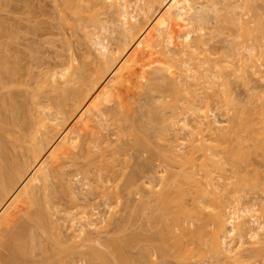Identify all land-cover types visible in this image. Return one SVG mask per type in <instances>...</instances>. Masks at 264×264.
I'll return each mask as SVG.
<instances>
[{
  "label": "rangeland",
  "instance_id": "obj_1",
  "mask_svg": "<svg viewBox=\"0 0 264 264\" xmlns=\"http://www.w3.org/2000/svg\"><path fill=\"white\" fill-rule=\"evenodd\" d=\"M56 0H0V64H1V66H0V129H2V131L0 132V140H1V142L3 143L4 142V148H6L7 149V152L11 155V156H14V158L13 159H15V158H18V160L17 159H15L19 164H21V165H23V164H25V166H28L27 168H29V171H31L32 172V174H33V177L35 176V179L33 178H31V174H30V177H29V175H28V177L30 178V180H29V182H30V185H31V182H33L34 181V184H35V187L36 188H34L35 190H38L39 188H40V191L38 190V192H40L41 194H42V185L44 184V186H45V184H46V182L47 181H49V182H47V191L45 192V190L43 191V194L41 195V194H39V197L41 196V198H39L40 199V201L41 200H44L43 198L45 197V196H48L49 198H50V202H52V200H53V203H50V205H51V207H52V204L54 205V207H52L51 208V210L53 209H55V210H57V211H60V210H62V211H64V212H62V211H60L61 213H59V212H57V211H52L53 212V214L51 215V218L53 219V216H54V214L56 215L55 217H54V219L55 220H53V221H55L54 223L57 225V226H60L61 228H60V230H62V232L65 230L64 228H66V227H62L63 225L62 224H65V225H67V226H69V222L71 221L70 219L73 217V218H77L76 220H79L78 218H80L81 216H83L84 214L83 213H85V212H87V214H88V216H90L91 217V215L93 216V217H91V218H93L94 219V221L95 222H106L107 221V218L109 219V218H111L110 217V215L111 216H113V218L111 219L112 221V223H111V225L109 226V227H107L108 228V230H107V228L105 227V230L103 231V229L101 230L100 229V231H101V234L99 235V236H101L100 238H101V240H102V245L101 244H99V243H94V240H93V243H88V241L87 240H89V241H91L92 242V239H95L96 238V236H98V233H96V234H94V232H87L86 231V233H84L83 234V236L81 235L80 237H78L79 236V234H78V232L79 231H77L78 230V228H80V227H78L80 224H84L85 222H82L81 220L83 219V218H81L80 219V222H78L77 221V223L76 224H74L75 226H69L67 229H69V233H68V230L66 231L65 230V232H66V234L68 233L70 236H68L67 238L69 239V238H74V239H72V240H75V242H76V245L75 244H73L72 246L75 248V250H74V252L72 251V252H70L71 253V255H72V260L74 261V262H70V263H68V264H74V263H76V264H90L89 262H88V258H87V256H86V254H88V252H89V248L90 247H97V249L98 250H101V252H103V254H104V256L105 257H108L107 259H109V260H111V262L113 263V260H112V258L113 257H111L112 255H111V253H109V249H108V251H107V248H109V246H110V244L112 243V241L113 240H115V242H117V243H119V245L121 244L122 246H120L121 248H123L122 250H124V252L127 254V256L129 255L130 257H129V259H131L133 262V264L135 263V264H179V262H180V260H177V257H178V255H177V251H178V247L176 246L177 244H176V242L177 241H179V240H181L180 238H183L184 239V237H180V236H183L184 235V233L186 234H188V235H190V232H191V230L193 231V230H195L194 228H196V226H201L200 224H203L204 222H206V219H208L209 218V211L211 210L210 209V207H209V209L208 210H205V209H207L208 207H206V206H208L209 204H211V206H213L214 205V203H213V201L215 202L216 200V202L215 203H217V202H219L220 203V200H221V202L222 203H220V204H222V206H224V203H226L225 205H227L228 203V205H227V207L228 208H225V212H226V214L228 215V214H233V213H237V212H239L240 210H238L239 208L241 209L243 206H245L244 204H246V206H249V207H251L252 206V204L253 203H259V204H257L258 206H260L259 208H262V210H263V212H264V193H263V191H262V189H264V184H262V183H264V181H261V179H263L264 178V149H262L263 147H264V144H262V143H264V138H261V140H262V142H261V145L260 146H263L262 148L260 147V149H258V150H256V151H254L253 149H251V152L249 151L250 150V148L247 146V145H252V143L250 144L249 143V141H247L246 140V136H245V133L247 132V127H248V124L247 123H245V124H247L246 126L245 125H241V124H239V123H243V122H246L247 120L245 119V121H244V118H246V116L248 115L249 116V112L251 111V113H250V115L253 113L252 111H253V109L255 108V106H257L258 108H259V106L260 105H264V77H258L257 75L258 74H256V75H254V78L252 77V76H250V74H246L247 72H239V74H237L238 73V71H240V70H242V69H244L245 67L243 66V65H241L240 64V66H239V61H240V63H244L245 62V59H242V61L241 60H239V59H241V55L242 54H247V53H245L244 52V50L246 49V44H248L247 46H249V45H256V47H255V45L253 46L254 48V51H256V52H253L255 55V58L258 56V55H256V53L257 54H260L259 55V57L261 56H263L264 57V55H262V47H261V52L260 51H257L258 50V47H259V44H261V45H264V38L262 39L261 38V36L262 37H264V20H263V23H257V21H258V18L259 17H263L264 18V16H260V14L261 15H263L264 14V0H251V2H249V3H245L242 7L244 8V9H242V7H240L241 8V11H244V10H246V11H244L245 13H248V15H247V17H244V18H246L244 21H243V16L240 18L241 20H239V21H237V22H234L235 23V25H236V23L237 24H239L238 22H240L241 23V25L242 24H244L243 22H245V24L246 25H237L236 27L234 26L233 27V24H231V23H233V22H231V23H229L230 21H228L229 20V16H231L230 17V19H232L233 18V16L231 15V13H228L229 11L230 12H232V11H234V10H232V9H230V8H228V6H226L225 7V5L226 4H223V3H219V4H223L224 6L222 7V6H220L221 8H219V6H217V11H214V12H209L208 14V16L210 17L209 19H208V21H209V26L208 25H206V27L207 28H216V29H210L211 31L210 32H214V30H215V32L214 33H210V32H208V29L206 28V30L205 31H207V33H204L205 34V36H207L206 34H211V38L210 39H207V41L208 40H211L212 42H210V41H208V42H210V43H205V46L207 45L208 47H205L204 46V49L206 50H208V51H210L211 53H214L215 55L214 56H216V57H218V56H220L221 55V57H220V59H218V60H224V61H226V59H225V57L228 59V60H233L234 59V61H233V63H234V65L233 64H231V66L232 67H235V68H229L228 67V65H227V63L225 64V65H227L226 67V69L224 70V74H225V71H226V74L227 75H224L225 76V78H227L226 80L228 81V79H229V83H227V81H226V83H227V85H228V88H226L227 87V85L225 86V89L223 90V91H225L227 94H225V96L227 97H224L223 96V99L222 100H220L221 102H219V99L218 100H216L217 98L215 97V95H214V92H217L218 90H220L221 91V88L219 89V88H217L216 86H215V89L211 92L210 90V88L209 87H207V86H205L202 90H201V88L202 87H199V89L200 90H197L198 89V87L196 88V93H202L203 92V90L204 91H206V92H208L207 94H213V96L216 98L215 100L216 101H218V102H213V101H215V100H211V105H213V107H210V108H212L211 110H213V112L214 113H209L208 115H209V118L211 119V117H214L215 115H216V117H217V119H218V121L220 122V126H221V129H222V127L224 128V129H222V130H220V131H215V133L213 134V132L212 133H205L204 131L205 130H203V131H200V129H199V127H195V125L192 123V126H189V129H191V131H193L194 132V135L193 136H190L191 135V133H189L188 131H181L180 132V138L183 140V141H179V143L181 142V144H182V142L184 143L183 145H182V149L181 150H183V151H178V153H179V164L178 165H174V164H172V160H173V158H174V155H173V157H172V159L170 160L169 159V157H170V155H168V157H167V155H165L166 153H167V151H166V149L168 148L167 147V143H166V141H165V143H166V145L164 144V141H163V137H166V138H168L167 139V141L168 140H170L169 138L170 137H172L173 138V132H171V131H173V129H171V127H170V120H168V117H167V115L168 116H170L171 117V115H173V114H176V113H178V112H183L185 109H188V110H185L186 111V113H185V111L183 112L184 114H191L192 113V111L190 112L189 110V107L188 106H190L191 104H189L188 102V104L186 103V101H189L190 100V98H188V96L187 95H185L186 94V91L187 92H189V89H191V87L190 86H182V87H180L181 89L179 90L178 89V91H176L175 89V87L173 86L172 87V85H170L171 86V88L169 89L168 87H166V86H162V88L164 89L165 87V89L164 90H166L167 88V90H168V92H169V90L170 91H174L171 95H173L172 97H173V99L175 98V96H176V94L177 95H179V96H182L183 98H185V97H187L188 99L186 100V98L184 99L185 100V102H184V100H183V102L185 103V104H187V105H185L184 103V105L186 106V107H188V108H186L185 106V108L184 107H180V105L181 106H183L181 103V100L183 99L182 97H179L178 99H180L179 100V102H177L178 100H177V97L174 99L175 100V102H176V104H177V106L179 107V108H177V106H176V104L175 103H171L170 102V104H167L168 102H169V100L168 99H170L169 97H171V95H169L171 92H169L168 93V99L166 98V96H165V99H167L168 100V102L166 103L165 101H164V96H163V94H164V92H162L161 90V92L163 93H161L160 94V91L158 90L157 92H152V93H154V95L156 96V98L157 99H155V97H154V103H158V99L160 98V96L162 97L163 96V100L162 99H160L159 100V103L158 104H160L161 102H163L164 101V103H166V105H170V106H167V107H165V106H163V107H165V108H163V107H158V106H156L155 107V105H158V104H152L155 108H153V107H150V109L149 110H151L152 108V111L153 110H156L157 108L159 109V108H162L160 111H162V110H164L165 109V111H163V113H165V115H163V113H159V115L161 116V117H159V118H161V120H163V119H165V120H163V121H165V124H164V122L163 121H160V119L159 120H157V121H159V122H163V124L161 123V125H165L164 126V128L163 129H165V127L167 126V129L169 130H171V131H169V132H171L170 134H169V132L167 131V130H165V131H167L166 133H163V139L161 138L160 139V137L162 136V135H160L159 136V134L157 135L156 133H158L156 130H154V131H156V133L155 132H153V130H152V128L154 129H156V125H158V124H156L155 122H154V118H152L153 119V121H152V123L154 122L156 125L154 126L150 121H149V119L151 118L150 116H153V115H156L157 116V114H158V112H157V114H156V112L155 111H153V112H155V114L153 113V115H152V113H151V115L149 116L150 118H148V123L147 124H151V126H149V125H146L147 127H151V129H146L147 131H145L144 129H145V125H144V129H143V126L141 127L140 126V124H141V117L142 118H144L140 113H142L143 111H144V109L146 110V111H148L149 112V110L147 109V107L146 108H144L143 109V111L142 112H139L138 111V109H137V106H136V104H134V103H136L137 101H139L138 99H135V100H133L134 98H139L140 97V94L138 95V90L139 89H135L134 88V86L132 87L131 86V89L132 88H134V89H132V91L133 90H137L136 92H137V94H134V92H132L131 93V95H134V97L132 98V99H130V101H129V99L128 98H130V96L131 95H129L130 94V89H129V94H126L127 92H124L123 91V93H125L124 95L126 96H124V103H126V105L125 106H127L128 105V103L129 104H131V106L130 105H128V107L130 106V108H132V110H130V111H134V110H137L139 113H137L136 114V112L134 111L133 113H132V115L135 113L137 116H134V118L135 117H137V118H135V119H137L136 120V125H138V127L140 126L143 130H142V133H141V128L139 127V131L137 130V129H135L136 131H134V128H137V126L135 125V119L133 118V117H131L130 118V121L132 122V120H133V122L132 123H134V124H132L130 121H125V124L124 123H122V124H124V126L121 128V129H116L118 126L119 127H121L119 124H118V126H117V124L115 125V120H117L116 118H115V112H114V115H113V117H109V120L107 121V117L108 116H111L112 115V112L115 110V106H114V103H113V100L111 99L113 96H111L113 93L111 92L112 90H110L111 88H109V91L108 92H110V93H112V94H110V95H108V93H106L107 92V88H106V86L107 85H105V83H103L102 84V86H104L105 88H103V89H98L101 93V100H98L100 103H98L97 101V103L98 104H102V102H103V100L104 99H108L109 100V104H108V106L106 107V114H107V117L106 116H104V121L102 122V124H101V127L99 126L100 125V123L101 122H99V121H97L98 119L97 118H95L96 116L98 117H100V114L98 113V111H97V113L98 114H94V115H96L95 117L93 116V114H92V112H91V115H90V112L88 113L89 115L87 116V117H89V116H92V118H93V120H95V121H97V122H99V124H97L98 126H97V129L95 128V126L93 127V126H91L92 128H90L91 130L90 131H92L91 132V134L93 133V129L94 130H97V131H94V133L95 132H97V134L96 135H98V129H100L99 131H100V133L101 134H99L100 135V137H99V141H96V144H93V145H98V144H100V141H101V148H103V150L107 153V154H105V155H103L104 156V159L103 158H101L100 156V158L101 159H103V161L104 162H101L100 164L99 163H97V157H98V154L100 153V150H98V148H95L96 146H94V147H91L92 145H90L91 144V142H90V144H89V142L88 143H86L87 141H89L91 138H89L90 136L88 135V133H90L89 131H87V132H83V131H80L81 133L83 132V133H87V134H85V135H88L87 137L84 135V137L83 136H80L81 134H80V132H79V129H82L83 128V130H85L87 127H83V126H81V128H75L74 127V125L77 127L78 126V121L74 124V125H72V127H74V128H71V127H69V129L67 130L66 128H68L67 126H66V128L63 126V122H61V121H66V119L69 117V115H71L70 117H72V112H74V111H72L70 114H68L69 112H70V110L72 109L73 110V108H78L77 107V105H79V104H77L76 106H74L76 103H78V102H76V103H74L73 104V108H69L71 105H70V102H71V100L67 103V101L70 99H68V100H65L66 101V103H67V106L68 105H70V106H68V109H67V106H66V103H63V104H61L62 106H64L63 108H64V111H62V112H64V113H62L61 115L57 112V111H60V110H63V108H62V106L61 105H59L58 103L55 105V104H51V106H60L59 108H60V110H55V108L53 107V109L54 110H52L51 108V110L50 109H47V107L45 106L44 107V105H47V104H49V103H51V102H53L54 100H56L55 99V95H58L57 93L55 94V92H53V91H55V89L53 90V88H49V87H51V86H49L50 85V83H49V81H48V84H47V77L45 78V75L49 72H52V71H55V69L57 70V71H60V70H62L63 68H65V67H67L68 66V62L70 61V57H71V55H73V57L75 56V58H73V57H71V59L73 58V59H75L76 61L74 62V65L76 66V64H79L80 65V63L81 62H83V63H85V67H86V64H89L88 62H87V60H90V58L89 59H87L86 60V57H92L94 54H96L97 55V53H94V52H96L95 51V46L93 45V39L95 38V36H96V38H97V36H99V38H100V35L104 32V33H106L105 31H103L102 30V26L105 24L106 25V22L105 21H110V19L112 20V18L114 17V15L112 14V13H114V12H112L113 10H109L108 9V12L106 13V12H103V10H102V12L100 11L99 12V10H98V12H99V14H97V12L95 13V14H97V16H94L93 18L94 19H92L91 17H89L90 15H95L94 14V12H93V14H90V13H87L89 16H87V18L89 17V18H91V19H87V20H85V19H82V20H79V18L77 17V16H75V15H72V14H70L69 12H65V13H61V12H59V9H60V11H61V8H60V6L62 5L61 4V1L59 0L57 3L59 4V2H60V6L58 7V5H57V3L55 2ZM127 1V5H128V11L129 12H131L132 11V9L136 6V4H137V0H126ZM145 1V3H147L149 6H151V12H150V15L152 16V19H151V21L149 22V25L151 26V29H155V28H157V27H159L160 25H163L165 22H164V20H165V18H164V15H163V13H162V11H160L159 12V14L157 15V12H158V9H159V0H144ZM171 3H178V2H183V4H185V5H187L189 8H191V10L193 9H196L197 7H199V6H201V4H204V5H206V4H210V5H212V1L211 0H169ZM215 1H217V2H220V1H218V0H214V2ZM235 1V0H234ZM237 1V0H236ZM54 2H55V4H54ZM222 2V1H221ZM231 2H233V1H231ZM242 3H244V2H239V4L238 5H240V4H242ZM248 4V5H247ZM218 5V4H217ZM236 5V4H235ZM250 5H251V7L252 8H250ZM56 6L59 8H56ZM247 6V7H246ZM62 7V6H61ZM225 8V9H224ZM248 8H250V9H248ZM219 9V10H218ZM229 9V11L226 13V11ZM252 9V10H251ZM221 10H223V12L221 11ZM225 10V11H224ZM62 11H63V7H62ZM91 11V13H92V9L90 10ZM94 11V10H93ZM110 11V12H109ZM219 11V13H217ZM236 11H237V9H236ZM236 11H234V12H236ZM249 11H250V13H249ZM89 12V11H88ZM217 14H219L218 15V17L216 16V18H215V14L216 13ZM221 12V13H220ZM226 14H225V13ZM234 12H232V14L234 15ZM237 12H240V9L238 8V11ZM254 12L257 14V13H259V16H258V14L256 15V14H254ZM214 13V14H213ZM241 14H243V12H240ZM240 13H235V14H240ZM244 13V14H245ZM63 14V15H62ZM64 15H65V17H64ZM214 15V16H213ZM223 15V16H222ZM226 15V16H225ZM228 15V16H227ZM246 15V14H245ZM244 15V16H245ZM207 16V17H208ZM219 16H222L223 17V19H221L222 17H219ZM224 16H225V19H224ZM251 16V17H250ZM256 16H258L257 18H256ZM69 17V18H68ZM112 17V18H111ZM212 17V18H211ZM253 17L255 18V19H253ZM117 17H115L114 19H116ZM220 19V21H221V23H220V21H219V24H217L218 22V19ZM228 18V19H227ZM235 18H237L238 19V17L236 16L235 17V15H234V19L232 20V21H234L235 20ZM262 18V19H263ZM78 19V22L79 23H77L76 22V20ZM249 19V20H248ZM216 20V21H215ZM223 20V21H222ZM226 20V21H225ZM255 20V21H254ZM74 21V22H73ZM99 21V22H98ZM248 21V22H247ZM100 22H101V24H100ZM216 22V23H215ZM251 22V23H250ZM104 23V24H103ZM227 23H229V24H227ZM252 23L254 24V26L252 25ZM77 24H79L80 26H78ZM103 24V25H102ZM217 24V25H216ZM248 24H250V25H248ZM256 24V25H255ZM81 25H82V27H81ZM100 25H102L101 26V29H100ZM218 25H220L221 27L223 26V28H221V30L223 29V31H224V33L222 32V31H218V30H220V28L219 29H217V27H218ZM231 25V26H230ZM216 26V27H215ZM239 26V27H238ZM246 26H248V27H253V28H251L250 30L253 32V35L251 34V36H250V34L248 33V32H246L247 31V29H249V28H247ZM256 26H257V29H255V30H257V31H255V30H253L254 29V27L256 28ZM260 28H259V27ZM104 27V26H103ZM235 28V29H232V28ZM241 28L240 29V32H239V35H236V33L237 32H235V30H236V28ZM243 27H246V31H243L244 30V28ZM243 28V29H242ZM258 28H259V31H258ZM263 29V31H261L262 29ZM82 29V30H81ZM100 29V30H99ZM225 29V30H224ZM103 32H102V31ZM232 30H234L233 32H231ZM83 31V32H82ZM92 33V34H90L89 35V33L90 32ZM99 31H101V34L99 33ZM204 31V32H205ZM216 31H218L217 33H216ZM227 31V32H226ZM237 31V30H236ZM254 31H255V33H254ZM94 32V33H93ZM223 33V36H222V33ZM226 32V33H225ZM96 33H99V35H97ZM103 33V34H104ZM219 33V34H218ZM229 35H228V34ZM231 33H233L234 34V37H235V35H236V37L237 36H240V35H242V36H240L239 38H241V39H236V41H235V39L234 38H228V37H230L231 36ZM241 33V34H240ZM246 35H245V34ZM257 33H260V34H257ZM263 33V34H262ZM93 34H96L95 36L93 35ZM208 34V35H209ZM217 34V35H216ZM226 34V35H225ZM258 36H257V35ZM84 35H86V36H84ZM108 33H106V35L104 36V37H107L108 38ZM214 35H215V37H214ZM255 35V36H254ZM91 36H94V38H91ZM226 36V37H225ZM247 36H249V37H251L249 40L248 39H246L245 37H247ZM255 38L256 36H257V40H256V42H254L253 43V40H252V38L253 37ZM89 37V38H88ZM109 37H110V39H107V38H105L107 41L109 40V45H110V48L112 49V48H118V46H120V44H121V46H122V48L124 47V41H123V39H121V38H118V37H120V36H118V34H113L112 36H110L109 35ZM210 37V36H209ZM209 37H207V38H209ZM214 37V38H213ZM232 37V36H231ZM244 38L246 39V40H248V41H244ZM89 39V40H88ZM102 39H104L103 37H102ZM104 39V40H105ZM120 39L123 41V42H120ZM203 39H204V37H203ZM230 39V40H229ZM231 39L234 41V42H232L231 41ZM258 39H260L259 41L260 42H258ZM261 39H262V41H263V43H261ZM88 40V41H87ZM92 40V41H91ZM205 40V42H206V39H204ZM237 40H239V41H237ZM242 40V41H241ZM107 41H105V42H107ZM241 41V42H240ZM255 41V40H254ZM90 42V43H89ZM231 42L234 44L235 42H238V43H235V44H238V47H237V45H236V48L234 47L235 45H232L231 44ZM251 43V44H249V43ZM120 43V44H119ZM259 43V44H258ZM210 45V46H209ZM233 47H232V46ZM241 47H240V46ZM244 46V47H243ZM260 47H259V49H260ZM229 48H231V49H229ZM241 49V50H238L239 52H241V53H239L236 49ZM257 48V49H256ZM94 49V50H93ZM214 51H212V50ZM86 50V51H85ZM232 50V51H234L239 57H237L236 55H234V53L231 51V53H230V51ZM263 50H264V46H263ZM87 52H88V54H89V52H90V54H91V52H92V54L91 55H89V56H87ZM217 52V53H216ZM258 52H260V53H258ZM227 53V56L225 55ZM231 54L230 56H231V58H230V56H228V54ZM86 55V56H84V55ZM240 54V55H239ZM263 54H264V52H263ZM218 55V56H217ZM70 56V57H69ZM213 56V57H214ZM237 57V58H234V57ZM95 56H93V58H94ZM261 57L260 58H256V60H255V58H254V60H255V62H257V60L259 61V60H261V61H259V62H257L256 64H257V66L259 67V68H261V70L260 71H262V73L264 74V66H263V63H264V61L262 62V60H264L263 59V57H262V59H261ZM67 58V59H66ZM77 58V59H76ZM83 58V59H82ZM215 58V57H214ZM222 58V59H221ZM216 59V58H215ZM66 60H67V62H66ZM84 60V61H83ZM85 60H86V62H85ZM199 60V59H198ZM222 60V61H223ZM231 60V61H232ZM239 60V61H238ZM79 61V62H78ZM221 61V62H222ZM244 61V62H243ZM62 62V63H61ZM78 62V63H77ZM96 62H98V61H96ZM195 62L197 63V60H195ZM195 62H191L192 63V65L191 66H194V64H196ZM199 62V61H198ZM262 62V63H261ZM66 63V64H65ZM99 63V62H98ZM194 63V64H193ZM215 63H217V62H215ZM235 63H237L236 64V66H235ZM82 64V63H81ZM91 64H93V65H91L92 67L94 66L95 68H94V71H95V69H98V67L96 68V66H100V65H96L95 63H91ZM96 66H95V65ZM217 64H219V62L217 63ZM224 64V63H223ZM221 65V64H219V65H221V66H224V65ZM261 64V65H260ZM64 65V66H63ZM78 65V66H79ZM260 65V66H259ZM54 66V67H53ZM87 66H90V65H87ZM116 65H114L113 67H115ZM118 66V65H117ZM116 66V67H117ZM243 66V67H242ZM60 67H62L61 69H60ZM80 67V66H79ZM101 67V66H100ZM99 67V68H100ZM115 67V68H116ZM51 68V69H50ZM81 68V67H80ZM87 68V67H86ZM91 68V67H90ZM229 68V69H228ZM59 69V70H58ZM89 69V68H88ZM100 69H102V67L100 68ZM91 70H93V69H91ZM91 70H89V71H91ZM216 70H218V68L216 69ZM231 70V71H230ZM232 70H236L235 72H234V74L235 75H233V72H232ZM238 70V71H237ZM99 71V70H98ZM245 71H247L246 70V68H245ZM46 72V73H45ZM78 72V71H77ZM87 72H88V70H87ZM237 72V73H236ZM90 73V72H89ZM94 74L93 75H95V74H97L98 72H93ZM242 73V74H241ZM244 73H245V75H244ZM249 73V72H248ZM261 73V74H262ZM42 74V75H41ZM88 74V73H87ZM231 74V75H230ZM48 75V74H47ZM85 75V74H84ZM90 75H91V73H90ZM92 75V76H93ZM215 75H217L216 73H215ZM233 75V76H232ZM236 75H239V76H236ZM247 75L249 76V77H251V80H249V77L247 78ZM86 76V75H85ZM88 76V75H87ZM96 77H97V75H95ZM95 76H93V77H95ZM227 76H229V77H227ZM242 76V77H241ZM244 76H245V78H247L249 81H246L247 79H245L244 78ZM259 76H261V75H259ZM156 77V76H155ZM159 77V76H158ZM157 77V78H158ZM240 79H239V78ZM83 78L84 77H82V79H80L82 82H85V81H83ZM86 78V77H85ZM88 78H90L89 76H88ZM243 78V79H242ZM256 78H258V79H256ZM262 79V80H261ZM46 80V81H45ZM79 80V81H80ZM95 80V79H94ZM158 80V79H157ZM156 79H154V77H153V80H151V82L153 81L154 83L156 82H158ZM216 80V82H218V79H215ZM222 80V79H221ZM46 82V84L44 85L43 83H42V85H41V82ZM79 81H77V82H79ZM81 81H80V83H77V85L79 86V85H81V84H83L84 85V88H85V85H87V84H85V83H81ZM40 82V83H39ZM89 81L87 80V83H88ZM91 82V81H90ZM150 82V83H151ZM36 83V84H35ZM40 84L41 86H39V88L40 87H42L43 86V88L44 89H46V88H48V89H46V90H44L43 88H42V90H41V88L39 89V91L41 90V92L40 93H38L39 91H38V84ZM112 83V82H111ZM93 83H91V85H92ZM107 84H109L108 82H107ZM152 84V83H151ZM218 84V83H217ZM5 85V86H4ZM46 85L47 86H49V87H46ZM83 85H81L82 86V88H83ZM90 85V87H92V89L94 88L95 89V87H93V86H95V84L93 85V86H91ZM45 86V87H44ZM75 86V90H78V88L76 89V85H74ZM73 86V87H74ZM88 86H89V83H88ZM87 86V87H88ZM97 86V85H96ZM86 87V88H87ZM89 87V89L91 90V88ZM110 87H111V85H110ZM184 87V88H183ZM206 87L209 89V91H208V89H206ZM219 87V86H218ZM81 88V89H82ZM83 88V89H84ZM85 88V89H86ZM100 88H102V87H100ZM183 88V89H182ZM187 89V90H185V92H184V89ZM50 89L51 90H53L51 93H54V95L52 94V95H50ZM80 89V88H79ZM84 89V90H85ZM104 89H105V91L106 92H104ZM172 89V90H171ZM193 90L195 89L194 87L192 88ZM216 89H218L217 91H215ZM228 89V90H227ZM48 90V91H47ZM63 90V89H62ZM62 90L61 91H59L61 94L63 93L62 92ZM72 90H74V89H72ZM88 90V89H87ZM127 90V89H126ZM166 90V91H167ZM183 90V91H182ZM227 90V91H226ZM36 91H38V92H36ZM43 91V92H42ZM57 91V90H56ZM64 91V90H63ZM92 91V90H91ZM166 91H165V93H166ZM177 93H176V92ZM180 91H181V93L183 92L184 93V95H185V97L183 96V94L182 95H180L181 93H180ZM58 92V93H59ZM65 92V91H64ZM135 92V93H136ZM159 92V93H158ZM90 93H92V92H90ZM106 93V94H105ZM139 93H140V91H139ZM176 93V94H175ZM41 94H43V95H41ZM60 94V95H61ZM66 95H67V93H65ZM190 94V93H189ZM188 94V95H189ZM39 95V96H38ZM49 95V96H48ZM59 95V96H60ZM63 95V94H62ZM127 95H129V97H127ZM136 95H138L137 97H136ZM150 95H152V94H150ZM160 95V96H159ZM167 95V94H166ZM200 95V94H199ZM39 97V102H37L38 100H36V99H38V97ZM64 96V95H63ZM110 96V97H109ZM158 96V97H157ZM198 96V95H197ZM201 96V95H200ZM213 96H212V99H213ZM12 97V98H11ZM51 97V98H50ZM62 97V96H61ZM141 97H143V96H141ZM189 97H192L191 95L189 96ZM45 99V100H43V99ZM56 98H57V96H56ZM125 98H127V100H125ZM12 99V100H11ZM53 99V100H52ZM61 99V98H60ZM60 99H57V101L56 102H59L58 100H60ZM72 99V98H71ZM151 99V98H150ZM153 99V98H152ZM151 99V100H152ZM172 99V98H171ZM173 99H172V101H173ZM42 100V101H41ZM51 100V101H50ZM62 100H63V98H62ZM60 101V103H62L63 101ZM111 100H112V102H111ZM162 100V101H161ZM48 101V102H47ZM74 101H76L74 98H73V100H72V102H74ZM126 101H128V102H126ZM136 101V102H135ZM141 101V100H140ZM12 102H13V105L15 106L14 108H12L11 109V106L13 107V105H12ZM15 102V103H14ZM44 102V103H43ZM56 102H53V103H56ZM71 102V103H72ZM174 102V101H173ZM181 102V103H180ZM40 103H41V105H40ZM11 104V105H10ZM38 104V106L41 108V111L42 112H44L43 111V109L45 108V109H47V111L49 110V112H47L45 109V113L47 112V116H48V113H49V115L50 114H54V115H56V113H57V115H60V117H58L57 115V118H59V120H61L60 118H64V120L62 119L61 121H59V122H56V123H59V124H61L62 125V127H64V130H62L61 132V134L59 135V136H57V138L53 141V143H52V141H50V143L49 144H51V145H53V146H55V147H52V148H56V145H58V143L59 142H63V139L64 138H62V136H63V133H64V131H65V129H66V131H70L69 133L71 134V135H69L70 137L68 138L69 140H70V138H71V136H74L75 137V140L76 141H79L78 143H77V145H76V142H75V144H73L72 143V141H71V143L72 144H70V141L68 142V141H66V142H63L62 144L64 145L65 143H66V145L68 146V148H70V149H67L68 151H70V152H73L74 151V154H73V156H74V158H75V156L77 157V158H75V160L74 159H72L73 158V156H71V161H73V163L71 162V161H68L69 159H66V157H68V158H70V154H68V156H66V154H65V151H63L64 152V154H65V158L64 157H59V156H56V157H58V158H61V159H66V160H62V164L61 163H59V161H58V163L59 164H61L60 165V167H58L57 168V166H59L58 164H57V161H56V164H57V166L55 165V155H53L54 157H50V158H52V159H54L53 160V162L51 161V159H49V157H47V160L49 161H51L52 163H53V165L55 166V168H57V172H56V176H55V178L53 179L52 178V176L50 175V169H47V171L48 172H46L47 173V175H49V177H47V181L45 182V183H40L42 180H41V177H39V175H40V173H38V172H36L37 170L38 171H40L39 169H37L38 168V165L37 164H34L35 162H36V157L34 156V158H33V155H35V153L32 155V151L34 150V149H31L30 148V146L36 141L37 142V140H42V138H43V142H46L47 140V138H46V136H40L41 134H43V135H45L44 134V131H42V133H41V131L39 132V134L37 133V131L35 132L34 130H36V128H35V126L33 127V128H28V126L29 127H31L32 126V121H33V113L36 111V105ZM42 104H44V105H42ZM115 104H117V102H115ZM140 104H143V103H140ZM178 104H180V105H178ZM215 104V105H214ZM217 104V105H216ZM249 104H251V105H249ZM253 104V105H252ZM7 105H9V106H7ZM99 105V106H100ZM171 105H173V107L171 106ZM203 105V104H202ZM201 104H200V106H202ZM210 105V106H211ZM47 106H50V104L49 105H47ZM50 106V107H51ZM65 106H66V108H65ZM117 106V105H116ZM149 106V105H148ZM160 106H162V103L160 104ZM204 106V105H203ZM254 106V107H253ZM260 107L261 108V110L260 111H257V110H259V109H254L255 110V112L256 113H262L261 111H262V108H264V106L263 107ZM249 107H250V109H249ZM58 108V109H59ZM169 108V109H168ZM183 110H182V109ZM251 108H253V109H251ZM15 109V110H14ZM57 109V108H56ZM157 109V110H158ZM172 109H174V110H172ZM177 109H181L180 111H178ZM5 110V111H4ZM9 110L11 111V110H13V114H11V115H9L8 113H9ZM75 110V109H74ZM78 110V109H77ZM96 110V109H95ZM156 110V111H157ZM206 110V109H205ZM209 109H207L206 110V112L208 111ZM55 111H56V113H55ZM129 111V112H130ZM145 111V112H146ZM151 111V112H152ZM159 111V112H160ZM53 112V113H52ZM79 112H81L80 110L79 111H77V113H76V111L74 112V114H75V117L78 115V113ZM147 112V113H148ZM170 112V113H169ZM172 112V113H171ZM175 112V113H174ZM180 112V113H181ZM255 112H254V114H255ZM264 112V111H263ZM3 113V114H2ZM61 113V112H60ZM82 113V112H81ZM95 113V112H94ZM144 113V112H143ZM142 113V114H143ZM166 113H167V115H166ZM5 114V115H4ZM35 114V113H34ZM83 114V113H82ZM145 114V113H144ZM149 114H150V112H149ZM169 114H171V115H169ZM179 114V113H178ZM190 114L188 115V116H190ZM193 114V113H192ZM213 114H215L214 116H212ZM242 114V115H241ZM247 114V115H246ZM262 114H264V113H262ZM262 114H260L261 116H262ZM2 115V116H1ZM9 115V116H8ZM14 115V116H13ZM31 115V116H30ZM51 115V117H54V116H52ZM87 115V114H86ZM116 115H118L117 113H116ZM129 115H131V113H129ZM147 116H148V114H146ZM158 115V116H159ZM180 115V114H179ZM178 115V117L179 118H181L182 116H183V114L181 115V117ZM211 115V116H210ZM246 115V116H245ZM253 115V114H252ZM251 115V118L254 116H252ZM259 115V114H258ZM254 116V118H256V119H254V118H252L253 120H257V121H259V120H261L260 118H262L260 115L259 116ZM5 116H6V118H5ZM31 117V119H30V117ZM64 116V117H63ZM74 116V115H73ZM79 116H80V114H79ZM118 116H120V115H118ZM118 116H116V117H118ZM156 116H154V117H156ZM162 116H166V117H163V119H162ZM191 116H193V115H191ZM247 116V119L248 118H250V117H248ZM14 117V118H13ZM50 117V116H49ZM69 117V118H70ZM82 119H83V115L82 116H80ZM121 117V116H120ZM169 117V118H170ZM239 117V118H238ZM241 117V118H240ZM243 117V118H242ZM257 117L259 118V119H257ZM13 118V119H12ZM68 118V119H69ZM111 118H114V119H112L113 121H111ZM119 118V117H118ZM133 118V119H132ZM145 118H146V116H145ZM146 118V119H147ZM156 118H158V117H156ZM166 118H167V120H166ZM250 118V119H251ZM15 119V120H14ZM16 119H18V121L19 122H21L22 124L20 125V123L18 124V123H15V122H18ZM67 119V120H68ZM74 119H75V121H76V118H73V121L71 122L72 124L75 122L74 121ZM82 119L80 120V118H79V120L80 121H82ZM121 119V118H120ZM145 119V120H146ZM239 119H242V121L241 120H239ZM264 118H262V120H263ZM8 120V121H7ZM30 121V123H31V125H30V123H29V125L28 124H26V121H27V123ZM77 120H78V116H77ZM119 120V119H118ZM144 120V119H143ZM236 120H237V123H236ZM249 120V119H248ZM4 121V122H3ZM14 121V122H13ZM121 121H123V120H120V122L119 123H121ZM168 121V122H167ZM9 122V123H8ZM15 123V125L13 124V123ZM68 121H66V123H67ZM96 122V123H97ZM117 122V121H116ZM144 122V121H143ZM142 122V123H143ZM146 122H147V120H146ZM167 122V123H166ZM260 123H262V125H263V122L264 121H259ZM1 123H3L2 125H1ZM65 123V124H66ZM68 123H70V122H68ZM118 123V122H117ZM158 123V122H157ZM260 123H259V125H260ZM121 124V125H122ZM160 124V123H159ZM169 124V125H168ZM237 124H239V126H238V129L240 130L241 129V131H239V132H241V133H239V132H237L238 131V129L237 128H235V127H237ZM244 124V123H243ZM258 123L256 122V125H257ZM4 125V126H3ZM17 125L19 126L18 128H17ZM27 125V126H26ZM67 125V124H66ZM81 125H82V123H81ZM94 125H96V124H94ZM128 125H131V127H132V125H133V127H132V129L133 130H130L129 132H128V130L129 129H131V127L130 128H125V127H127ZM135 125V126H134ZM161 125H158V127H161ZM179 125V124H178ZM255 125V126H256ZM261 125V129H263V126ZM17 128L16 130H15V127ZM70 126H71V124H70ZM162 126V127H163ZM180 127H181V125H179ZM178 126V127H179ZM246 127V131H245V128H244V131H245V133L243 132V130H242V128L243 127ZM90 127V126H89ZM115 127V128H114ZM162 127L161 128H159V132L161 133L162 131L163 132H165L164 130H161L162 129ZM169 127V128H168ZM239 127H241V128H239ZM60 128H61V126H60ZM123 128H125V130H127V131H125L124 132V129ZM195 128V129H194ZM233 128V129H232ZM4 129V130H3ZM34 131H32V130ZM62 129V128H61ZM75 129L76 130H78L77 132H78V134H79V136L77 135V133H76V135L75 134H73L72 132H73V130L75 131ZM89 129V128H88ZM123 129V130H122ZM158 129V128H157ZM193 129V130H192ZM231 129V130H230ZM237 129V130H236ZM256 131H258V130H260V127H259V129H258V127H256ZM29 130H31L32 131V133H37L39 136H37L36 134V138H35V136H34V141H33V143L31 142V140L29 141V140H27L28 142H31V145L29 146V144H27V142H26V140H25V138H27V137H25L24 138V133L28 136L29 134H30V132L31 131H29ZM58 130H59V128H58ZM121 131L122 130V132H118V131ZM152 130V131H151ZM234 130H235V133L237 132V133H239L238 135H236L235 133H234ZM14 131V133L16 134L15 136H19V141H17L18 143H13V142H16V141H14V139H13V134L14 133H11V132H13ZM27 131H28V133H27ZM190 131V132H191ZM229 131V133L228 134H230L229 136H228V134H227V132ZM230 131H231V133H233L234 135H233V137L234 136H236V137H238L239 135H241L242 133H244V134H242V136L244 135V137H245V141L243 140L244 138H242L241 136H240V139L241 140H243L245 143H244V145H241V143L243 142H241L240 143V141L241 140H238L237 142H232L233 143V146H232V149H235V150H239V151H237V155H240V150L242 151V147L243 146H245V144H246V146H247V150H246V152L247 151H249L250 152V154H249V152H247V154L248 155H250V157L249 156H245V154L243 153V152H245V149L246 148H244L243 149V152H241L242 154H243V157L244 158H246V157H248L249 159H252L253 160V162H251L252 160H245L244 158H243V160H241L242 159V156H241V158H240V156L238 157L239 159L236 161V162H234L232 159L233 158H231V159H229V155L227 154L226 156L225 155H223L222 153H221V155H223L224 156V158L226 157L227 158V160L228 161H233V166L235 167V164L236 163H238L236 166L238 167H235V169H234V167H233V169L235 170V171H237L238 172V174L237 175H231L229 172V174H230V176H229V174H225L224 173V171H223V173L225 174V176L226 177H224L225 179L227 178V179H229V180H223L224 178H222L221 180H220V177H218V179L216 178L217 176H215V178L213 179V180H215V182L217 183L218 182V185L219 186H216V187H214V185H212V184H214L215 182H213V181H211L210 182V180H212L211 178H205V180H204V177L205 176H202L201 174H200V172L198 171L199 170V168H200V165L201 164H203L204 166H207V168H210L212 165H211V162L209 161V160H211V159H206L205 161H206V163L204 164V162L205 161H203L205 158L203 157L204 156V154L205 155H207L208 156V153H209V155L211 154L210 152L212 151V153H213V150H210V152L208 151V149L209 148H207V145H210V143H211V141H212V139H210L211 141H210V143H209V137H212L213 135H214V137H212L214 140H213V144L215 143V140L218 142V143H216V145L217 144H220L221 143V141H225V140H228L227 138H230V136H232L231 135V133H230ZM264 131V130H263ZM133 132V133H132ZM134 132H136V133H140V136L142 135V139H141V137H139V135L137 136L136 135V133H134ZM199 132L200 134H197V133ZM218 132V133H217ZM10 133L12 134V135H10ZM41 133V134H40ZM75 133V132H74ZM118 133H120V134H118ZM122 133H123V135H122ZM125 133H127V134H125ZM129 133V134H128ZM143 133L146 135V137H144L145 135H143ZM152 133H155V135L153 136V134ZM224 135H223V134ZM67 134V133H66ZM90 134V135H91ZM164 134L166 135V136H164ZM188 134H190V135H188ZM211 134H213V135H211ZM219 134H221L222 136H226L225 134H227V138L225 137V138H223V137H221V135H219ZM259 134H261V132H259L258 133V135ZM263 134V136H264V132L262 133ZM33 134H31V136H32ZM95 135V134H94ZM98 135V136H99ZM120 135V136H119ZM122 135V136H121ZM151 135V136H150ZM168 135H170L169 137H167ZM209 135H211V136H209ZM14 136V138H16ZM17 136V137H18ZM137 136V138H135ZM148 136V137H147ZM156 136H158V137H156ZM215 136H216V138H218V136H219V140L218 139H215ZM260 136V135H259ZM10 139H9V138ZM12 137V138H11ZM21 137V138H20ZM29 137V136H28ZM37 137L39 138V139H37ZM44 137L46 138V139H44ZM54 138H55V136H53ZM63 137H65V136H63ZM74 137H72V139L74 140ZM81 137L82 138H84V139H81ZM86 137V138H85ZM120 137V138H119ZM145 138V140H144V138ZM154 137H156L157 139H155ZM231 138V139H229V141L231 140V141H233V139L234 138ZM235 137V139H237ZM4 138V139H3ZM52 138V137H51ZM67 138L65 137V140H67ZM80 138V139H79ZM89 138V139H88ZM148 138H150V140L152 139V138H154V139H152L151 141H152V143H154L155 145H153L152 143H151V141L150 140H148ZM160 139V141H159V139ZM220 138L222 139L221 141H220ZM12 139V140H11ZM18 139V138H17ZM16 139V140H17ZM60 139L62 140V141H60ZM71 139V140H72ZM85 139H86V142H85V144L87 145V144H89L88 146H90L91 147V154H88V153H86L88 156L90 155V159L91 160H89V159H87L88 158V156L85 154V153H81V151L83 150H81L80 151V146H83V143H84V141H85ZM88 139V140H87ZM148 140V142H147V140ZM206 140L205 142L206 143H204L203 142V140ZM238 139H239V137H238ZM40 140V141H41ZM45 140V141H44ZM93 139H91L90 141H92ZM137 140V141H136ZM138 140H139V143H138ZM144 140V141H143ZM157 140V141H156ZM190 140H196V141H198V142H195V145H197L196 146V150L197 151H195V153L196 154H194V158L193 159H196V161L199 159V161H200V158H202L201 159V162L202 163H198L197 164V162H196V164L194 165V167L195 168H193V167H191V164L190 165H188V164H185L184 163V161H186V162H188V160H189V156H190V159H191V155H189L190 153H189V151H190V149L188 148L189 146V141ZM201 140V141H200ZM12 141V142H11ZM59 141V142H58ZM134 141H136V142H134ZM154 141V142H153ZM162 141V142H161ZM207 141H208V143H207ZM219 141H220V143H219ZM223 141V142H224ZM7 142V143H6ZM19 142L21 143V144H19ZM22 142L24 143V145H25V147H24V145L22 144ZM35 142V143H36ZM42 142V141H41ZM40 142V143H41ZM42 142V144L44 145V147H47V145H48V143H47V145H46V143L44 144ZM158 142H160V143H158ZM223 142L221 143V144H223ZM226 142V141H225ZM224 142V143H225ZM240 143L239 145L241 146V148H240V146H238V144L237 143ZM39 143V141H38V144H40ZM57 143V144H56ZM68 143H69V145H68ZM92 143H94L93 141H92ZM149 143H151V144H149ZM201 143H202V145H201ZM211 143V144H212ZM228 143V141L224 144V145H226ZM231 143V142H230ZM230 143H229V145H230ZM234 143H235V146H234ZM249 143V144H248ZM8 144V145H7ZM11 144H12V146L15 144V146L14 147H12L11 146ZM23 145V147H21L22 149L20 150V148H17L18 147V145ZM37 144V143H36ZM37 144V145H38ZM42 144H40V145H42ZM84 144V145H85ZM120 144V145H119ZM133 144V145H132ZM138 145L139 147L137 148V146H135V145ZM147 144V145H146ZM160 146H159V145ZM212 144V145H213ZM16 145H17V147H16ZM39 145V146H40ZM46 145V146H45ZM51 145H50V148H51ZM73 145H74V147H73ZM76 145V146H75ZM85 145V146H86ZM123 145H124V149H123ZM153 145V146H152ZM164 145V146H163ZM199 145H200V148H201V151H199V149H198V147H199ZM228 145V146H229ZM59 146H60V144H59ZM66 146V147H67ZM88 146H86V147H84V148H87ZM116 146V147H115ZM135 146V147H134ZM156 146V147H155ZM162 146V147H161ZM204 146H205V148H204ZM231 146V145H230ZM229 146V147H230ZM245 146V147H246ZM253 146V145H252ZM33 147V146H32ZM41 147V146H40ZM65 147V148H66ZM76 147V148H75ZM151 147H153V148H151ZM156 149H155V148ZM161 147V148H160ZM228 147V148H229ZM234 147V148H233ZM251 147V146H250ZM254 147V146H253ZM253 147H251V148H253ZM8 148H10V149H8ZM34 148V147H33ZM43 148V147H42ZM48 149H49V147H47ZM59 148V147H58ZM57 148V149H58ZM61 148V147H60ZM59 148V149H60ZM89 148V147H88ZM87 148V149H88ZM95 148V149H94ZM150 148V149H149ZM248 148H249V150H248ZM257 148V147H256ZM18 149V150H17ZM44 149V148H43ZM57 149L55 150V149H51V151H53V152H55L56 151V154H58L59 155V152L57 151ZM62 149V148H61ZM60 149V150H61ZM64 149V148H63ZM158 149V150H157ZM163 151H162V150ZM179 149V150H180ZM205 149H206V151L208 152V153H206V151H205ZM231 151H229L228 153H232V152H234V150H232L231 148H229ZM228 149V150H229ZM255 149V148H254ZM16 150V151H15ZM50 150V149H49ZM65 150V149H64ZM78 150V151H77ZM89 150V149H88ZM263 151V153L262 152H260V151ZM11 151V152H10ZM15 151V152H14ZM48 151V150H47ZM47 151H45L44 150V155H45V152H46V156H48L47 155ZM50 151V152H51ZM80 151V152H79ZM84 151V150H83ZM82 151V152H83ZM87 151V150H86ZM98 151V152H97ZM155 151V152H154ZM219 152H220V150H218ZM49 152V151H48ZM58 152V153H57ZM62 152V151H61ZM67 152V151H66ZM115 153L114 155L116 156V162H115V165L116 166H114V168H112V167H110V165H109V163L108 162H110V153ZM118 152V153H117ZM169 152V151H168ZM252 152H253V154H252ZM254 152H255V154H258V152H260V155L258 154V155H256L255 156V154H254ZM77 153V154H76ZM79 153V154H78ZM122 153V154H121ZM155 153V154H154ZM159 153V154H158ZM181 153L183 154V156L181 155ZM214 153H216V152H214ZM236 152H234L233 154L234 155H236L235 154ZM263 154V156H262V154ZM16 154V155H15ZM53 154V153H52ZM55 154V153H54ZM61 154V153H60ZM63 154V155H64ZM71 154V155H72ZM76 154V155H75ZM81 154V155H80ZM96 156H95V155ZM168 154V153H167ZM218 154V153H217ZM232 154V155H233ZM241 154V155H242ZM252 154V155H251ZM43 155V156H44ZM78 155H80V156H78ZM117 155H119V156H117ZM156 155V156H155ZM188 156V158L186 157L185 158V156ZM212 155V154H211ZM210 155V156H211ZM237 155H236V157H237ZM45 156V157H46ZM50 156V155H49ZM83 156V157H82ZM85 156H87V157H85ZM122 156V157H121ZM202 156V157H201ZM210 156H208L207 158H210ZM222 156V157H223ZM228 156V157H227ZM231 156V155H230ZM252 156V157H251ZM44 157V158H45ZM165 157H167L166 159H164ZM181 157H182V159H181ZM184 157V158H183ZM200 157V158H199ZM219 157H221L220 156V153H219V155H217V158H219ZM232 157V156H231ZM233 157H235V156H233ZM57 158V160H59ZM85 158V159H84ZM123 159V161H122V163H121V161L120 160H122ZM158 158V159H157ZM171 158V157H170ZM60 159V160H61ZM101 159H99L98 158V162H100V160ZM120 159V160H119ZM163 159V160H162ZM185 159H188V160H185ZM215 159H216V157H215ZM237 159V158H236ZM247 159V158H246ZM33 160H35V161H33ZM79 160V161H78ZM85 160H87L86 162H85ZM89 160V161H88ZM180 160H183V161H181V162H183V163H181V164H183V167H182V165L180 164ZM218 160V159H217ZM240 160V161H239ZM246 161V163H245V165H243L242 163H244L245 161ZM15 161V162H16ZM92 161V162H91ZM106 161H107V163H106ZM174 161V160H173ZM198 161V162H199ZM226 160H224L223 159V161H221V162H219V164H220V166H221V164H223L224 165V163H222V162H225ZM228 161L225 163V165H228L229 163H228ZM242 161V163L241 164H239L240 162ZM250 163H249V162ZM34 162V163H33ZM75 162H78V163H75ZM83 162H84V164H83ZM96 162V163H95ZM118 162V163H117ZM177 162V161H176ZM248 162V163H247ZM48 163V162H47ZM47 163H46V158H45V164L47 165ZM50 163V162H49ZM65 163V164H64ZM66 163H67V167H65V165H66ZM70 163H72V165L70 164ZM86 163H88V164H86ZM108 164V165H105V164ZM166 163H168V164H170V165H168V164H166ZM174 163V162H173ZM190 163V162H189ZM228 163V164H227ZM231 163V162H230ZM34 164V165H33ZM45 164H43L45 167H46V165ZM51 164V163H50ZM49 164V166H51ZM64 164V165H63ZM77 164V165H76ZM86 164V165H85ZM97 164H98V166H97ZM104 164V165H103ZM121 164V165H120ZM165 164V165H164ZM208 164V165H207ZM210 164V165H209ZM36 165V166H35ZM52 165V166H53ZM62 165H63V168H62ZM71 165V166H70ZM76 165V166H75ZM78 165L79 166H81V168L78 170ZM85 165V166H84ZM99 165H100V167H99ZM172 165V166H171ZM189 166V167H187V166ZM243 165V166H242ZM49 166H47L48 168H50ZM73 166V167H72ZM82 166H84V167H86V168H84V169H82ZM103 166V167H102ZM106 166V167H105ZM107 166H109V167H107ZM166 166H168V167H166ZM170 166L172 167V168H170ZM173 166H174V168L176 169V171H174L175 169L173 168ZM184 166H186V167H184ZM209 166V167H208ZM230 166H232V164H230L229 166H228V168L229 169H232ZM239 166H242V168L241 167H239ZM244 166H246V167H244ZM44 167V168H45ZM46 167V168H47ZM64 167H65V170H63L64 169ZM72 167V168H71ZM76 169H75V168ZM78 167V168H77ZM180 167H182L181 168V170L182 171H184L185 170V172H182V171H180L179 170V168ZM191 167V169H189ZM196 167L198 168V170L196 169ZM224 167H226V166H224ZM19 168H20V166H19ZM21 168H22V166H21ZM20 168V169H21ZM23 168H24V165H23ZM26 167H25V170H23V172H25L24 174H26V169H27ZM60 168V169H59ZM184 168V169H183ZM189 169V171L187 170V169ZM193 168V169H192ZM223 168V167H222ZM228 168H227V170H228ZM239 168L241 169V171L239 170ZM250 168V169H249ZM36 169V170H35ZM89 169H90V172H88V175L87 176H84V175H86V172L87 171H89ZM101 169H105V170H101ZM111 169V170H110ZM113 169V170H112ZM169 169V170H168ZM172 169H174V170H172ZM197 170L198 172H199V174H198V176H199V178H197L198 176H195L196 178H194V179H191V180H189L188 178H192V177H190L189 176V173H191L192 172V170ZM225 168H223V170H224ZM232 169V173H234V174H236V172H234V170ZM245 169V170H244ZM246 169H248L247 171H246ZM255 169V170H254ZM21 170V171H22ZM28 170V169H27ZM35 170V171H34ZM44 170V169H43ZM50 170V171H49ZM62 170V171H65L64 173L63 172H61L60 173V171ZM83 170H87L86 172L85 171H83ZM101 170V171H100ZM107 170V171H106ZM155 170V171H154ZM157 170V171H156ZM159 170V171H158ZM163 170V171H162ZM170 170H172V171H170ZM189 172V173H187V171ZM191 170V171H190ZM227 170H226V172H227ZM259 170V171H258ZM46 171V170H45ZM45 171H43V172H45ZM75 171H77V172H75ZM81 171H82V173H81ZM119 171V172H118ZM166 171V172H165ZM170 171V172H169ZM258 172L257 174H255V172ZM35 172V173H34ZM75 172V173H74ZM81 174H80V173ZM83 172H85V174H83ZM114 174H113V173ZM156 172V173H155ZM161 173V175H160V173ZM167 172H168V174H167ZM180 172V173H179ZM217 172V171H216ZM259 172L263 175V177L261 178V174H260V178H259ZM29 173V172H28ZM37 173L39 174V175H37ZM70 173V175H68ZM111 173V174H110ZM171 173V174H170ZM176 173H178V175L176 174ZM182 173V174H181ZM187 175H186V174ZM218 173H221V172H217L216 174H218ZM62 174H64V178L65 179H68L69 181H72L73 180V183L74 184H71V185H73V187L76 189V195L78 196V199H74V197L73 196H68L69 194L67 193V192H65L64 190H61V189H63V188H61L63 185L62 184H60V186L61 187H59L58 185L59 184H55L56 183V181H58V178L60 177V176H62L63 177V175ZM183 174H184V176H183ZM239 174H241V175H239ZM244 174H247L246 175V178L248 177V179L249 180H247L246 178H244L245 177V175ZM58 175H59V177H58ZM68 175V176H67ZM81 175V176H80ZM243 175H244V177H243ZM249 175V176H248ZM254 175H257L258 176V179L257 178H255V176ZM77 176H79V178L80 179H78V177ZM112 176V177H111ZM161 176H163V177H161ZM167 176V177H166ZM180 176H182V177H185V178H187V179H185V181L184 180H182V178L180 177ZM201 176L203 177V180H201L202 178H201ZM234 176V177H233ZM237 176H239V177H241L242 179L244 178V182L248 185V183L250 184L249 185V187L248 188H250V191H249V189H246L244 186H241V181H239L238 180V178L239 177H237ZM256 176V177H257ZM39 177V178H38ZM67 177V178H66ZM75 177V178H74ZM87 177L89 178V179H87ZM109 177V178H108ZM164 178V180H163V184H159V182H160V179H158L159 180V182H157L156 180L154 181V178ZM166 177V178H165ZM232 177L233 178H235L236 179V177H237V179L236 180H234V179H232ZM38 178V179H37ZM105 178V179H104ZM106 178H108V179H106ZM201 178V179H200ZM252 178L255 180V181H257V180H259V181H257V182H252L253 180H252ZM31 179L33 180V181H31ZM41 181H40V180ZM55 179H57V180H55ZM78 179V180H77ZM102 179V180H101ZM106 180V184H104V186H102V187H104V188H102L101 187V185L104 183L103 181L104 180ZM197 179V180H196ZM199 179V180H198ZM210 179V180H209ZM246 179V180H245ZM62 180H64L63 178L60 180V178H59V181H62ZM67 180V181H68ZM76 182H75V181ZM100 180V181H99ZM175 180H176V184H175ZM179 180H181V181H179ZM188 180L189 181H194V183H195V185H194V183L192 184V182L189 184L188 183ZM217 180V181H216ZM238 180V181H237ZM252 180V181H251ZM264 180V179H263ZM39 181V182H38ZM58 181V182H59ZM66 181V182H67ZM68 181V182H69ZM99 181V182H98ZM109 183H108V182ZM198 181H202V184H205V185H202L201 184V182H198ZM231 181H232V183H234L235 181H236V183L238 184L239 183V185H238V187H244V188H242L244 191H245V189L247 190L246 192H244V194H243V190L241 189V192H242V197H241V192L240 191H238L237 190V192H238V195L241 197V203L240 202H237L236 200H237V194L235 195V193L233 192V191H235L236 189H235V187H237L236 186V184L233 186V185H231V187L229 186V184H227V183H231ZM43 182V181H42ZM166 182V183H165ZM184 183V185H185V187H184V185H177L178 183ZM243 182V181H242ZM39 183V184H38ZM60 183V182H59ZM63 184H65L64 182H62ZM69 183H72V182H69ZM75 183H76V185H75ZM101 183V184H100ZM201 184V186L200 185H197V184ZM209 183V184H208ZM220 183L222 184L221 186H220ZM225 183V184H224ZM259 183H260V186H259ZM100 184V185H99ZM160 185V186H156V185ZM177 185V186H179L180 188H178V187H174L175 185ZM191 185V187H192V185H193V187L195 186V188L198 186H200V188H197L196 189V191L197 190H199V189H202L203 190V186H206L205 188H204V190H203V192L204 191H206V192H204V194L206 193V196H203L201 193H203L202 191L200 192V194L201 195H198V196H201L200 198H202V200L200 201V200H197V198H198V196H196V192L194 191L193 192V188L192 189H190V187L189 186H187V185ZM226 184H227V186H226ZM256 184V185H255ZM33 185V184H32ZM53 185V186H52ZM75 185V186H74ZM172 185V186H171ZM210 185V186H209ZM252 185V186H251ZM50 186V188L52 189V191L50 190V188H48ZM171 186V187H170ZM234 188H233V187ZM246 186V185H245ZM28 187H30V186H28ZM33 187V186H32ZM38 187V188H37ZM56 187H58L60 190H61V192L62 193H60V190H57L58 188H56ZM170 187V188H169ZM174 188L173 190H171V188ZM237 187V189H239ZM247 187V186H246ZM252 187V188H251ZM65 188V187H64ZM186 189V193H184V197H178L179 195H178V192H179V194L180 195H182L183 193H182V189ZM213 188H215V189H217V193L218 192H220V193H215V191H212L213 190ZM222 188V189H221ZM232 188H233V190H232ZM29 189H32L31 187L29 188ZM28 189V190H29ZM34 189H32V190H34ZM178 189V190H177ZM209 189H211V191L209 190ZM226 189V190H225ZM235 189V190H234ZM27 190V191H28ZM48 190H50L52 193H50V191H48ZM79 190V191H78ZM176 190H177V192H176ZM181 191V193H180V191ZM30 191V190H29ZM111 191V192H110ZM159 191H161L160 193H159ZM174 191V192H173ZM184 191V190H183ZM192 191V192H191ZM210 191V192H209ZM229 191V192H228ZM261 191H262V193H263V195H262V193H261ZM48 192V193H47ZM167 192H169V193H167ZM192 194H191V193ZM228 192V193H227ZM233 193V194H231V193ZM34 193H36V192H34ZM53 193H57V194H53ZM64 193H67V195L66 194H64ZM191 194L190 196L189 195H187V194ZM247 195H246V194ZM54 195L55 197L56 196H58V197H51V195ZM103 194H107L106 196H105V198H110L108 201H106V199L104 198V196H103ZM110 194V195H109ZM159 194V195H158ZM165 194V195H164ZM177 194V195H176ZM193 194H195L194 196H193ZM197 194H199L198 193V191H197ZM210 194V195H209ZM212 194V195H211ZM224 194V195H223ZM227 194V195H226ZM232 195V197H233V199L235 200V196H236V200L234 201V200H232V198H229V197H231V195ZM36 195H38V194H36ZM162 195V197H159V196H161ZM170 195H171V197H170ZM172 195H174V196H172ZM176 195V196H175ZM187 196V198H185L186 196ZM214 195V197H211V196H213ZM221 195V196H220ZM234 195V196H233ZM65 196V197H64ZM110 196V197H109ZM163 196H165V197H163ZM166 196L168 197V198H166ZM192 196V197H191ZM221 198H220V197ZM226 196H227V198H226ZM63 197V198H62ZM73 197V202H74V204H73V202H72V200H70V198H72ZM176 197H178L179 199H180V201L182 202L183 200H185V201H187L188 203H186V205H185V207H182L183 206V204L182 203H179L181 206H180V208L179 209H177V207H176V204H175V206H174V203H172L171 205H170V207H168V210L169 209H171V211L172 212H174L175 210H173L172 208L174 207V209L176 208V211H175V213H174V215H173V213H171V211H166L167 209H163L162 207H161V205H160V203L159 204H156V203H158L159 202V200H158V202L156 201L158 198H165V199H170V200H176L177 198ZM194 197V198H193ZM195 197H197L196 199H195ZM204 197V198H203ZM211 198L212 200V203H210V202H208V201H210V199L209 198ZM49 198H48V200H49ZM52 198H55V199H52ZM58 198V199H57ZM191 198H193L194 200H197V201H194V204H193V206L195 207V208H198L197 209V211L194 209V212L192 211V209H191V201H193V200H191ZM199 198V199H200ZM206 198V199H205ZM216 198V199H215ZM217 198H220V200L219 199H217ZM225 198H226V201H223V200H225ZM69 199V200H68ZM181 199H183V200H181ZM209 199V200H208ZM189 200H191L190 202H189ZM203 200H204V202H203ZM199 201H200V204H202V202H203V205H204V203H205V201H207L208 202V204H207V202L205 203V206L204 207H206L205 209H203V206H201L200 204H197V206H195V203L196 202H198L199 203ZM236 204H238V203H240V205H241V207H240V205L238 206L237 204L235 205V204H233V202ZM41 202H43V201H41ZM56 202V203H55ZM69 202H71V203H69ZM82 202V203H81ZM224 202V203H223ZM243 202V203H242ZM109 203V204H108ZM247 203H248V205H247ZM62 204V205H61ZM79 204V205H78ZM207 204V205H206ZM232 204V205H231ZM261 204V205H260ZM56 205V206H55ZM110 207H109V206ZM201 206L202 207V209H203V212H201L202 211V209H199V208H201V207H198V206ZM230 205V206H229ZM243 205V206H242ZM59 206V207H58ZM160 206V207H159ZM192 206V207H193ZM210 206V205H209ZM262 206V207H261ZM187 207V210H186V212L183 210L184 208H186ZM190 207V208H189ZM226 207V206H225ZM231 207V208H230ZM50 208V207H49ZM64 208H67V209H64ZM235 208H236V210H237V212H236V210H235ZM34 209V208H33ZM71 209V210H70ZM243 209V208H242ZM87 210V211H86ZM163 210V211H162ZM190 211V212H193L192 213V215L190 214H188L187 213V211ZM234 210V211H233ZM260 210V209H259ZM16 211V210H15ZM50 211V210H49ZM85 211V212H84ZM182 211H184L186 214H187V217L186 216H184L185 214L184 213H182L181 214V212ZM16 212H18V211H16ZM16 212H14L15 214H19L20 215V212L19 213H16ZM51 211H50V214L52 213ZM55 212V213H54ZM66 212V213H65ZM68 212H70V213H68ZM83 212V213H82ZM166 212V213H165ZM196 212H198L197 214H196ZM59 215H58V214ZM68 213V215L70 214L71 215V218L69 219V220H67L66 218H68V217H65V215ZM83 215H82V214ZM200 213H202V214H200ZM258 214L257 215H255V217H254V215L253 214H255V213H251V216H253L254 217V219H255V221L257 220L258 222H261V223H263L264 224V222H263V220H264V213H263V217H260L261 216V213H262V211H260V213H259V211L257 212ZM166 214L168 215V216H166ZM172 214V215H171ZM175 214H176V216L178 215V219L175 217ZM163 215H165V216H163ZM250 215V214H249ZM163 216V217H162ZM170 216H172L173 218H175V219H171L172 217H170ZM183 216V217H182ZM59 217H61V218H59ZM165 217H167V219L165 218ZM208 217V218H207ZM166 219V220H164L165 222V224H167L168 225V227H166V225L164 226L163 225V223H160V225H159V221H160V219ZM168 218L170 219V220H168ZM181 219V221H180V219ZM183 218H186V219H183ZM200 218V219H199ZM206 218V219H205ZM63 219H66L67 220V223H65L66 222V220H63V221H65V222H63L62 220ZM104 219H105V221H104ZM162 219H161V221H162ZM190 219H191V221H190ZM249 219V218H248ZM57 220V221H56ZM114 220H115V222H114ZM174 220H175V222H174ZM178 220H179V223H178ZM185 221V223H183L184 221ZM188 220H189V222H188ZM205 220V221H204ZM69 221V222H68ZM84 221V220H83ZM168 221V222H167ZM171 221V222H170ZM192 221H193V223H197V224H199V225H197L196 224V226H195V224H194V227H192V229L191 230H189V226L191 225V226H193L192 224ZM195 221H197V222H195ZM201 221V222H200ZM203 221V222H202ZM249 221H250V219H249ZM24 222H25V224H26V226H27V228L30 226L31 227V229L33 228V224L31 223V222H29V221H27V220H24ZM58 222V223H57ZM180 222H181V224H180ZM188 222V223H187ZM192 223V224H190L189 225V223ZM198 222H200V223H198ZM28 223V224H27ZM72 222H70V224H71ZM187 223V224H186ZM207 223L209 224V226H206L207 225ZM211 220H210V222H206V225H202L203 227H207V229H205V230H207L206 231V234H208V232H209V230L211 229V227L212 226H210L211 224ZM250 223H252V222H250ZM163 225V227H162V225ZM174 226H172V225ZM205 224V223H204ZM62 225V226H61ZM170 225V226H169ZM177 225V226H176ZM187 225H189V226H187ZM180 226H182V227H180ZM188 228H187V227ZM190 226V227H191ZM254 226H256V225H254ZM254 226L253 225H251V228H254ZM167 229H166V228ZM170 227V228H169ZM176 227V228H175ZM178 227V228H177ZM183 227H185V229H186V231H184L183 233L182 232H179V231H182V230H184V228ZM208 227H209V229H208ZM172 228V229H171ZM182 228V229H181ZM256 228V227H255ZM254 228V229H255ZM34 230H35V228H33ZM31 230V231H34V230ZM170 229H171V231H170ZM88 231H89V229H87ZM167 230H168V232H169V234H168V232H167ZM92 231V230H91ZM99 231V232H100ZM211 231V230H210ZM35 232H37L36 233V235L37 234H39L38 233V231H36L35 230ZM65 232H63L64 233V237H66L65 236ZM162 232V233H161ZM171 232V233H170ZM91 233H93V234H91ZM178 233V234H177ZM35 234V233H34ZM87 234V235H86ZM88 234H91L92 236V238L90 237V235L88 236ZM164 234V235H163ZM183 234V235H182ZM186 234V235H187ZM205 234V235H206ZM261 234V233H260ZM41 237H40V236ZM39 235H37L38 237H40L41 239V241L43 242V243H46V244H48L49 243V241H50V239H48V237L47 238H45V234H39ZM87 236V240H85L84 238ZM161 235H162V237H161ZM179 235V237H177ZM44 236V237H43ZM50 236V235H49ZM85 236V237H84ZM136 236H137V238H136ZM140 236V237H139ZM160 236V237H159ZM166 236V237H165ZM42 237H43V239H42ZM89 237H90V239H89ZM164 237V238H163ZM175 237H177L176 239H177V241H176V239H175ZM186 237H188V236H186ZM67 238L66 239H64V240H67ZM100 238H97V239H99V241L101 242V240H100ZM157 240H156V239ZM164 240H162V239ZM206 238V237H205ZM263 238V237H262ZM47 239V242L45 241ZM179 239V240H178ZM234 239H236V238H234ZM245 240V242H246V244L243 246V245H240V244H237V242H238V239H236V241H234V244H233V252L235 253V254H238V253H240V254H242V255H246V254H248V256H249V253L248 252H250L251 251V255H253V248H255V246H256V248H255V251H257V247H259L260 248V246H264V242H263V244L261 243V244H256L255 242V244H253L252 242V240L249 238L248 239V237L247 238H244ZM261 239V238H260ZM108 240V241H107ZM109 240H111L110 242H109ZM87 241V242H86ZM162 241V242H161ZM262 241H263V239H262ZM64 242V241H63ZM105 242H108V243H105ZM261 242V241H260ZM68 243L70 244V243H72V241H70V240H68ZM73 243H74V241H73ZM104 243V244H103ZM125 243V244H124ZM127 243H128V245H127ZM259 243V242H258ZM94 244V245H93ZM96 244H99V245H96ZM164 244V245H163ZM237 244V245H236ZM49 245V244H48ZM96 245V246H95ZM100 245H101V247H102V249H100ZM105 245V246H104ZM106 245H108V247L106 246ZM123 245H126V246H123ZM163 245V246H162ZM240 247H239V246ZM159 246H161V248L159 247ZM236 246V248H234ZM104 247V248H103ZM106 247V248H105ZM160 248V250H159V248ZM177 247V248H176ZM253 247V248H252ZM161 249H162V251H161ZM177 249V250H176ZM249 250V251H247V250ZM251 249V250H250ZM263 249V250H262ZM157 250H159V251H157ZM247 252H246V251ZM259 250V249H258ZM260 250L261 251H263V253H264V247L263 248H260ZM164 251V252H163ZM240 251V252H239ZM254 251V252H255ZM39 252V251H38ZM37 252V250H36V255L37 254H39ZM158 252H160V253H158ZM176 252V253H175ZM237 252V253H236ZM161 253H163V254H161ZM167 253V254H166ZM262 253V252H261ZM260 253V260H261V258L263 257V254H261ZM106 254V255H105ZM161 254V255H160ZM176 255L177 257H175L174 255ZM110 257H109V256ZM209 255V254H208ZM207 255V256H208ZM250 255V257H252ZM174 256V257H173ZM262 256V257H261ZM71 256L69 255V258H70ZM162 257V258H161ZM211 256L209 255V261L211 260V262H209L208 261V258L207 257H205V258H207V260L206 261H208V263L207 264H223V263H225L226 264V262H224L223 260L221 261V262H219V260H217L216 258H215V260H214V258H210ZM111 258V259H110ZM264 258V257H263ZM67 260H69L68 259V257L66 258ZM65 259V260H66ZM71 259V258H70ZM163 259V260H162ZM250 259H252V258H250ZM256 259H259V258H256ZM72 260H69V261H72ZM108 260V261H109ZM218 262H217V261ZM263 260V259H262ZM177 261H178V263H177ZM202 262L204 261V259H202L201 260ZM200 260H198V263L200 262V264H203L202 262H201ZM205 261V262H206ZM254 260L252 259V262H253ZM257 261V260H256ZM259 261V260H258ZM110 262V261H109ZM184 263L183 264H192V262L191 261H189V262H186L185 263V261H183ZM204 262V264H206ZM213 262V263H212ZM223 262V263H222ZM260 262V261H259ZM65 263H67V262H65ZM195 263H197V262H195ZM194 262H193V264H195ZM197 263V264H198ZM261 264H264V261L263 262H260ZM259 263V264H260ZM180 264H182L181 262H180ZM228 264V263H227Z\"/></svg>",
  "mask_w": 264,
  "mask_h": 264
},
{
  "label": "bare ground",
  "instance_id": "obj_2",
  "mask_svg": "<svg viewBox=\"0 0 264 264\" xmlns=\"http://www.w3.org/2000/svg\"><path fill=\"white\" fill-rule=\"evenodd\" d=\"M59 0H56L55 2L57 3ZM61 1V6L63 7V11H62V7L59 5L60 4V2H59V4L57 3V5H58V7L60 6V8H61V11H60V9L56 6V8H58L59 9V12H61V13H65V12H69L70 14H72V15H75V16H77L78 18H79V20H82V19H85V20H87V19H94L93 17L94 16H97V14H99V12L101 11L102 12V10H103V12H108V9L109 10H113L112 12H114V13H112L113 15H114V17L112 18V20L110 19V21H105L106 22V25L104 24H102V25H100V29H101V26H102V30L103 31H105L106 33H108V38L107 37H104L105 35H106V33H104L102 30V32L104 33H102L101 34V31H99V33L101 34L100 35V38H99V36H97V38H96V34L97 35H99V33H96V34H93L94 36H95V38H94V36H91V38H94L93 39V45L95 46V51L96 52H94V53H97V55L96 54H94L93 56H95L94 58H93V56L91 57H86V60L87 59H89L90 58V60H87V62L89 63L90 61V63L89 64H86V67H85V63H83V62H81L80 63V65L79 64H76V66L74 65V62L76 61L75 59H73V58H75V56L73 57V55H71V57H73L72 59H71V57H70V61L68 62V66L67 67H65V68H63L62 70H60V71H57L56 69H55V71H52V72H48L46 75H45V78L47 77V84H48V81H49V83H50V85L49 86H51V87H49V86H47L46 85V87H49V88H53V90L55 89V91H53V90H51L50 89V95H54V93H51L52 91L53 92H55V94L57 93L58 95H55V99L56 100H54L53 102H56L57 101V99H60V100H58L59 102H56V103H53V102H51V103H49L50 104V106H51V104H59V105H61V104H63V103H66V101L65 100H68L69 98V100L67 101V103L71 100V102H72V100H73V98L76 100V101H74V102H70V105H68V106H70L69 108H73L74 106H76L77 104H79V105H77V107L78 108H73V110L71 109L70 110V112L68 113V114H70L72 111H76V113H77V111H81V112H79L78 113V120H77V116L75 117V114H74V112H72V117H70L71 115H69V119L67 120L66 119V121H68V122H70V123H66V121L64 122V121H61L62 119L64 120V118H60L61 120H59V118H57V116L58 117H60V115L62 114V113H64V112H62V111H64V106H62V108H63V110H60V108L58 107V106H47V105H49V104H47V105H44V104H42V105H44V107L46 106L47 107V109H52V110H54L53 109V107L55 108V110H60V111H57L60 115H57V113H56V111H55V113H56V115H52V114H50L49 115V113H48V116H47V112H49V110L47 111V109H45L47 112L45 113V110L43 109V111L44 112H42L41 111V108L38 106V104L36 105V111L33 113V121H32V126L31 127H29L28 126V128H33L34 126H35V128H36V130H34L35 132L37 131V133L39 134V132L41 131V133H42V131H44V134L45 135H43V134H41L40 136H46V138L44 137V139H46L47 141L46 142H43V138H42V142L45 144L46 143V145H47V143H48V145H47V147H49V149L47 148V147H44V145L42 144V142L40 141V140H37V144H38V141H39V143L40 144H42V145H40V144H36L35 142L33 143V141H34V139L36 138V135L37 136H39L37 133H32V131L31 130H29V131H31L30 132V134L27 136L25 133H24V138L25 137H27V138H25V140L27 139V140H31V142L33 143L32 145H31V142H28L27 140H26V142H27V144H29V146H30V148L31 149H34L31 153H32V155L35 153V155H33V158H34V156L36 157V162L34 163V164H37L38 165V168L37 169H39L40 171H36V172H38V173H40V175L37 173V175H39V177H41V180L43 181H41L40 179V183H45L46 181H47V177H49V175H47V173L46 172H48L47 171V169H50L49 171L51 172L50 173V175L52 176V178L54 179L55 178V176L58 174H56V170H57V168L58 167H60V165L64 162H62V160H66V159H69L68 161H71L72 159H74L75 160V158H77L76 156H75V158H74V156H73V154H74V151L73 152H70V151H68L67 149H70V148H68V146L66 145V143L63 145L62 143L63 142H66V141H70V144H72L74 141L76 142V145H77V143L79 142V141H76L75 140V137L74 136H71V138H70V140L68 139L70 136L69 135H71L68 131H66V129L68 130L69 129V127H71V128H81V126H83L84 128L85 127H87L88 125L90 126H88L85 130H83V128L82 129H79V132L80 131H83V132H87V131H89L90 133H88V135L90 136L89 138H91V139H93L92 141L94 142V143H92V141H87L86 142V139H85V141H84V143H83V146H80V151H81V153L83 154V153H88V154H91V147H94V146H96L95 148H98V150H100V153L98 154V157H97V163H101V162H104L103 161V159H104V156L103 155H105V154H107L104 150H103V148H101V141H100V144H98V145H93V144H96V141H99L100 139H99V137H100V135L99 134H101L100 133V129H98V135H96L97 134V132H95L94 133V131H97V130H94L95 128L97 129V124H99V122H101L100 123V127H101V124H102V122L104 121V116H106L107 117V114H106V107L108 106V104H109V100L108 99H104L103 100V102H102V104L100 105V104H98V103H100L98 100H101V92L98 90V89H103V88H105L104 86H102V84L103 83H105V85H107L106 86V88H107V92L105 91V89H104V92H106V93H108V95H110V94H112L111 96H113L111 99L113 100V103H114V106H115V110L112 112V115L111 116H108L107 118V121L109 120V117H113V115H114V112H115V118L117 119V120H115L114 118H111V121H113L112 119H114L115 120V125L117 124V126H118V124L121 126V127H117L116 129H121L123 126H124V124H125V121H130V118L131 117H133L134 118V116H137L136 114L137 113H139V112H142L143 111V109L144 108H146L147 107V109L149 110L150 109V107H153V108H155L156 106H158V107H163V106H165V107H167V106H170V105H166V103L168 102V100H169V102L167 103V104H170V102L171 103H175L176 104V102H175V98L177 97V102H179V100L181 99H178L179 97H182V96H179V95H177L178 93L176 92V91H178V89L180 90L181 88L180 87H182V86H190L191 87V89H189V92H187L186 91V94L185 95H187L188 96V98H190V100L189 101H186V103L188 102L189 104H191L190 106H188L187 104H185L184 102H185V98H186V100L188 99L187 97H185V95H184V93L182 92L181 93V91H180V95H182L183 94V96L185 97V98H183L182 100H181V104L183 105V106H181L180 104H178V105H180V107H184L185 105H187L188 107H189V111L191 112L192 111V113L190 114V116H188L187 114H184L183 112L185 111V110H188V109H185L183 112H181L180 110L182 109H177L178 111H180V112H178V113H176V114H173V115H171V114H169V115H171V117L170 116H168L167 115V113H166V115H167V117H168V120H170V127H171V129H173V131H171L170 129L168 130L167 129V126L165 127V129H163L164 128V126L163 125H161V123L163 124V122H164V124H165V121H163V120H165V119H163V117H166V116H162V119L163 120H161V118H159V117H161L160 115H159V113L161 114V113H163V111H165V109L164 110H162V111H160L162 108H157L156 110H153V111H155L156 112V114H157V112H158V114H157V116L156 115H153V113L155 114V112H153L152 111V109L151 110H149V112H150V114H149V112L148 111H146L145 109H144V113L142 114V113H140L144 118H142L141 117V121L143 122H141V124H140V126L142 127L143 126V129H144V125L146 126V125H149V126H151V124L149 123V124H147L148 123V118H150L149 119V121L152 123V121H153V119L152 118H154L155 120H154V122L156 123V124H158V125H161V127H162V129L161 130H167L168 132L169 131H171V132H173V138L172 137H170L169 139L170 140H168L167 141V139L168 138H166V137H163V133H166L167 131H165V132H159L160 130H159V128H161V127H158V125H156L154 122L152 123L155 127H156V129L154 128H152V130H153V132H155L156 133V131L158 132V133H156L157 135L159 134V136L160 135H162L161 137H160V139L162 138L163 139V141H164V144L166 145V143L168 144L167 145V149H166V151H167V153L165 154V155H167V157H168V155H170V157H169V159L171 160L172 159V157H173V155H174V158H173V160L171 161L172 162V164H174V165H178L179 164V153H178V151H183V150H181L182 148V145L184 144L183 142H182V144H181V142L179 143V141H183L181 138H180V132L181 131H188L189 133H191V135L190 134H188V135H190V136H193L194 135V132L193 131H191V129H189V126H192V123L195 125V127L197 128V127H199V129H200V131H203V130H205L204 132L205 133H212L213 132V134L215 133V131H220V130H222V129H224L223 127H222V129H221V126H220V122L218 121V119H217V117H216V115L215 114H213L212 116H214V117H211V119L209 118V113H214L213 112V110H211L212 108H210V107H213V105H211L212 103H211V100H215L216 98V100H218L219 99V102H221L220 100H222L223 99V96L224 97H226L225 96V94H227L225 91H223L224 89H225V86L227 85V83H229L228 81H229V79H228V81L226 80L227 78H225V76L224 75H227L226 74V71H225V74H224V70L227 68L226 66L228 65V67L229 68H235V67H232L231 66V64H233L234 65V63H233V61H234V59L231 61V60H228L226 57H225V59H226V61H224L222 58V60H218V59H220V57H221V55L220 56H218V57H216V56H214L215 54L214 53H211L210 51H208L207 49L205 50L204 49V46H205V43H210V42H212L211 40H208V41H210V42H208L207 41V39H210L211 38V34H206L207 36H205V34L204 33H207V31H205L206 30V25H208L209 24V21H208V19L210 18L208 15V13L211 11V12H214V11H217L216 9H217V6H219V8H221L220 6H224L223 4H226L225 5V7L226 6H228V8H230V9H232V10H234V11H236V9H237V11H238V8L240 9V12H243V14H241L240 12H234V11H232V12H234V15H235V17L237 16L238 17V19L237 18H235V20L234 21H232L233 19H234V15L232 14V12H230L229 11V9L226 11V13L228 12V13H231V15L233 16V18L232 19H230V17L231 16H229V20L228 21H230L229 23H231V22H233V23H231V24H233V27L235 26H237V25H241V17L243 16V21L246 19V18H244V17H247V15H248V13H245L244 11H246V10H244V11H241V8L240 7H242L245 3H249V2H251V0H218V1H220V2H217V1H215L214 2V0L211 2L212 3V5H210V4H206V5H204V4H201V6H199V7H197L196 9H192L191 10V8H189L187 5H185V4H183V2H178V3H171L169 0H159L158 2H159V9H158V12H157V15L159 14V12L160 11H162V13H163V15H164V18H165V20H164V24L163 25H160L159 27H157V28H155V29H151V26L149 25V22L151 21V19H152V16L150 15V12H151V6H149L147 3H145V1L144 0H137V4H136V6L132 9V11L131 12H129L128 11V5H127V1L126 0H60ZM231 1H233V2H231ZM244 2V3H242V4H240V5H238L239 4V2ZM55 2H54V4H55ZM224 2V3H223ZM219 3H223L222 5L221 4H219ZM218 4V5H217ZM236 4V5H235ZM248 5V4H247ZM245 6V5H244ZM247 7V6H246ZM227 8V7H226ZM245 8V7H244ZM243 7H242V9H244ZM250 8H252L251 7V5H250ZM250 8H248V9H250ZM92 9V13H91V10ZM225 9V8H224ZM94 10V11H93ZM98 10H99V12H98ZM219 10V9H218ZM252 10V9H251ZM89 11V12H88ZM222 12H223V10H221ZM225 11V10H224ZM93 12H94V14L97 12V14H95V15H88L87 13H90V14H93ZM110 12V11H109ZM247 12V11H246ZM216 13V12H215ZM217 13H219V11L217 12ZM215 14V18H216V16L218 17V15L219 14ZM221 13V12H220ZM225 13V12H224ZM225 13V14H226ZM235 13H240V14H235ZM246 15H245V14ZM249 13H250V11H249ZM214 14V13H213ZM251 14V13H250ZM254 14H256L255 12H254ZM258 14V16H259V13H257ZM256 14V15H257ZM63 15V14H62ZM245 15V16H244ZM87 16H89V17H91V18H87ZM208 16V17H207ZM214 16V15H213ZM223 16V15H222ZM222 16H219V17H222ZM226 16V15H225ZM225 16H224V19H225ZM228 16V15H227ZM258 16H256V18L258 17ZM260 16H264V14L263 15H261L260 14ZM64 17H65V15H64ZM115 17H117L116 19H114ZM251 17V16H250ZM69 18V17H68ZM212 18V17H211ZM263 17H259L258 18V21H257V23L259 22L260 24L261 23H263V20H264V18L262 19ZM218 19V18H217ZM221 19H223V17L221 18ZM228 19V18H227ZM253 19H255L254 17H253ZM210 20V19H209ZM239 21V20H241L240 22H238L239 24H237L236 23V25H235V23L234 22H237V21ZM247 20V19H246ZM245 20V21H246ZM249 20V19H248ZM216 21V20H215ZM219 21H220V19H218V23L217 24H219ZM223 21V20H222ZM226 21V20H225ZM255 21V20H254ZM74 22V21H73ZM76 22L77 23H79L78 22V19L76 20ZM99 22V21H98ZM248 22V21H247ZM216 23V22H215ZM220 23H221V21H220ZM229 23H227V24H229ZM244 24H242V25H246L245 24V22H243ZM251 23V22H250ZM100 24H101V22H100ZM216 24V25H217ZM264 24V23H263ZM78 26H80L79 24H77ZM241 25V26H242ZM248 25H250V24H248ZM252 25L254 26V24L252 23ZM256 25V24H255ZM209 26V25H208ZM231 26V25H230ZM81 27H82V25H81ZM210 27V26H209ZM216 27V26H215ZM221 26L220 25H218V27H217V29H219ZM239 27V26H238ZM236 28V30H235V32H237L236 33V35H239V32H240V29L239 28ZM246 27L247 28H249V29H247V31H246ZM246 27H243L244 28V30L243 31H246V32H248L249 34L251 33L252 35H253V32L250 30L251 28H253V27H248V26H246ZM259 27V26H258ZM261 27V26H260ZM259 27V28H260ZM214 28V27H213ZM212 28V29H213ZM221 28H223V26L221 27ZM221 28H220V30H218V31H222L223 33H224V31H223V29L221 30ZM232 28V27H231ZM242 28V29H243ZM259 28H258V31H259ZM99 29V30H100ZM208 29V32H210L212 29L211 28H207ZM211 29V30H210ZM214 29H216V28H214ZM232 29H235V28H232ZM255 29H257V26H256V28L254 27V29L253 30H255ZM262 29V28H261ZM264 29V28H263ZM263 29L261 30V31H263ZM82 30V29H81ZM225 30V29H224ZM205 31V32H204ZM218 31H216V33L218 32ZM234 30H232L231 32H233ZM255 31H257V30H255ZM255 31H254V33H255ZM83 32V31H82ZM90 32V31H89ZM214 32H215V30H214ZM213 31L212 32H210V33H214ZM221 32V33H222ZM227 32V31H226ZM225 32V33H226ZM94 33V32H93ZM223 33H222V36H223ZM90 34H92L91 32L89 33V35ZM113 34H118V36H120V37H118V38H121V39H123V41L120 39V42H123L124 43V47L122 48V46H121V44H120V46H118V48H110V45H109V40L107 41L105 38H107V39H110V37H109V35L110 36H112ZM219 34V33H218ZM228 34V33H227ZM230 34V33H229ZM228 34V35H229ZM241 34V33H240ZM245 34V33H244ZM251 34H250V36H251ZM257 34H260V33H257ZM256 34V35H257ZM263 34V33H262ZM217 35V34H216ZM226 35V34H225ZM236 35H235V37H234V34L233 33H231V36L230 37H228V38H234L235 39V41H236V39H238L240 36H242V35H240V36H237L236 37ZM246 35V34H245ZM261 35V34H260ZM264 35V34H263ZM84 36H86V35H84ZM210 36V37H209ZM255 36V35H254ZM258 36V35H257ZM257 36L254 38L253 36V38H252V40H253V43L254 42H256V38H257ZM102 37L105 39H102ZM203 37H204V39H206V42H205V40L203 39ZM207 37H209V38H207ZM214 37H215V35H214ZM213 37V38H214ZM226 37V36H225ZM243 37V36H242ZM241 37V38H242ZM89 38V37H88ZM241 38H239V39H241ZM246 39H250L251 37H249V36H247V37H245ZM244 38V41L246 40ZM261 38L263 39L264 37H262L261 36ZM262 39H261V43H263V41H262ZM89 40V39H88ZM87 40V41H88ZM230 40V39H229ZM248 40H246V41H248ZM255 40V41H254ZM260 39H258V42H260L259 41ZM105 41H107V42H105ZM231 41L232 42H234L232 39H231ZM237 41H239V40H237ZM242 41V40H241ZM240 41V42H241ZM250 41V40H249ZM231 42V44L232 45H235L234 47L236 48V45H237V47H238V42H235V43H238V44H233ZM90 43V42H89ZM249 43V42H248ZM249 44H251V43H249ZM259 44V43H258ZM231 45V46H232ZM248 44H246V49L244 50V52L245 53H247V54H242L241 52H239L238 50H241V49H236L239 53H241L242 55H241V59H239V60H241L242 61V59H245V62L242 64V63H240V61H239V66H240V64L241 65H243L245 68H246V70L247 71H245V68L244 69H242V70H240V71H238V73L237 74H239V72H247L246 74H250V76H252L253 78H254V75H256V74H258L257 76L258 77H264V74L262 73V71H260L261 70V68H259L258 66H257V62H259V61H261V60H257V62H255V60H256V58L258 57V58H260L259 57V55L260 54H257L256 53V55H258L256 58H255V54L253 53V52H256V51H254V45H249V46H247ZM210 46V45H209ZM240 46V45H239ZM262 47V55H264L263 54V52H264V50H263V46L264 45H261V44H259V47ZM205 47H208L207 45L205 46ZM233 47V46H232ZM241 47V46H240ZM244 47V46H243ZM255 47H256V45H255ZM259 47H258V50L257 51H260L261 50V47H260V49H259ZM254 48V49H253ZM229 49H231V48H229ZM257 49V48H256ZM94 50V49H93ZM212 50V49H211ZM86 51V50H85ZM213 51V50H212ZM230 51V50H229ZM232 51V50H231ZM231 51H230V53H231ZM235 51V50H234ZM234 51H232L233 53H234V55H236L237 57H239ZM214 52V51H213ZM261 52V51H260ZM260 52H258V53H260ZM217 53V52H216ZM228 54V56H230L231 54ZM91 54H92V52H91ZM90 54V52H89V54H88V52H87V56H89V55H91ZM84 55V54H83ZM226 56H227V53L225 54ZM240 55V54H239ZM84 56H86V55H84ZM216 58H214V57ZM234 57V56H233ZM237 57H234V58H237ZM263 57V56H262ZM262 57H261V59H262ZM230 58H231V56H230ZM254 58H255V60H254ZM257 58V59H258ZM67 59V58H66ZM77 59V58H76ZM83 59V58H82ZM199 59V60H198ZM263 59H264V57H263ZM86 60H85V62H86ZM195 60H197V63L195 62ZM84 61V60H83ZM96 61H98V62H96ZM195 62L196 64H194V66H191L192 65V63L191 62ZM199 61V62H198ZM222 61V62H221ZM236 61V60H235ZM234 61V62H235ZM264 60H262V62H263ZM66 62H67V60H66ZM79 62V61H78ZM77 62V63H78ZM86 62V63H87ZM215 62H219V64H223L224 66H221V65H219V64H217V63H215ZM261 62V63H262ZM1 63V62H0ZM62 63V62H61ZM91 63H95L96 65H100L101 67H102V69H100L101 67L100 66H96L95 64V66H96V68L98 67V69H95V71L96 72H98L97 74H95V75H97V77L95 76V75H93L94 73L93 72H95L94 71V66L92 67L91 65H93V64H91ZM227 63V65H225ZM66 64V63H65ZM236 64L237 63H235V66H236ZM81 67H79V66ZM87 65H90V66H87ZM114 65H118L116 68L115 67H113ZM261 65V64H260ZM259 65V66H260ZM0 66H1V64H0ZM64 66V65H63ZM242 66V67H243ZM263 66H264V63H263ZM54 67V66H53ZM91 67V68H90ZM100 67V68H99ZM241 67V66H240ZM62 67H60V69H61ZM89 68V69H88ZM218 68V70H216ZM228 68V69H229ZM264 68V67H263ZM51 69V68H50ZM91 69H93V70H91ZM260 69V70H259ZM59 70V69H58ZM87 70H88V72H87ZM89 70H91V71H89ZM99 70V71H98ZM78 71V72H77ZM231 71V70H230ZM236 71V70H235ZM234 70H232V72H233V75H235L234 74V72H235ZM91 73V75H90V73ZM249 72V73H248ZM264 72V71H263ZM46 73V72H45ZM88 73V74H87ZM215 73L217 74V75H215ZM262 73V74H261ZM86 76H85V75ZM224 74V75H223ZM242 74V73H241ZM42 75V74H41ZM90 77V78H88V76ZM95 76V77H93V76ZM231 75V74H230ZM232 75V76H233ZM240 75V74H239ZM239 75H236V76H239ZM244 75H245V73H244ZM259 75H261V76H259ZM156 76V77H155ZM159 76V77H158ZM82 77H84L83 78V81H85V82H82L80 79H82ZM86 77V78H85ZM153 77H154V79H158L157 81V83L155 82H151V80H153ZM158 77V78H157ZM227 77H229V76H227ZM240 77V76H239ZM238 77V78H239ZM242 77V76H241ZM249 76L247 75V78H248ZM244 78H245V76H244ZM247 78H245V79H247ZM85 79V80H84ZM95 79V80H94ZM215 79H218V82H216V80ZM222 79V80H221ZM240 79V78H239ZM243 79V78H242ZM256 79H258V78H256ZM81 81V83H85V84H87V85H85V88L88 86V83H89V86L85 89L84 88V85L83 84H81V85H83V88L85 89H83L82 88V86L81 85H77V83H80V81ZM87 80L89 81L88 83H87ZM249 80H251V77H249ZM248 79L246 80V81H249ZM262 80V79H261ZM46 81V80H45ZM77 81H79V82H77ZM91 81V82H90ZM226 81H227V83H226ZM107 82L109 83V84H107ZM112 82V83H111ZM152 84H151V83ZM40 83V82H39ZM42 83L44 84H46V82H41V85H42ZM91 83H93L92 85H91ZM218 83V84H217ZM36 84V83H35ZM38 84V83H37ZM44 84V85H45ZM95 84V86H93ZM40 84H38V91H39V89L41 88V90H42V88H43V86L42 87H40L39 88V86H41ZM74 85H76L77 87H76V89L78 88V90H75V86ZM90 85L91 86H93V87H95V89L93 88L92 89V87H90ZM97 85V86H96ZM110 85H111V87H110ZM166 86V87H168L169 89L171 88V86L170 85H172V87L174 86L176 89V96H175V98L173 99V95H171L174 91L172 90V91H170L169 90V92H171L169 95H171V97H169L170 99H168V88L166 89V90H164L163 88H162V86ZM5 86V85H4ZM74 86V87H73ZM131 86L133 87L134 86V88L135 89H139L138 91L137 90H133L132 91V89H134V88H132L131 89ZM163 86V87H164ZM185 86V87H186ZM205 86H207V87H209L211 90V92L215 89V86L217 87V88H221V91L220 90H218V89H216L215 91H217V92H214V95H215V97L213 96V94L211 93V94H207L208 92H206V91H204L203 90V92L201 93H196V91L197 90H200L199 89V87H202L201 88V90L205 87ZM219 86V87H218ZM45 87V86H44ZM89 87L91 88V90L89 89ZM100 87H102V88H100ZM195 88L194 90L192 89V88ZM198 87V89L196 90V88ZM206 87V89H208ZM80 88V89H79ZM82 88V89H81ZM109 88H111L110 90H112L111 92L112 93H110V92H108L109 91ZM184 88V87H183ZM182 88V89H183ZM187 88V87H186ZM184 89V92H185V90H187V89ZM226 88H228V85H227V87ZM44 89V88H43ZM46 89H48V88H46ZM46 89H44V90H46ZM65 91H63V90ZM72 89H74V90H72ZM88 89V90H87ZM127 89V90H126ZM129 89H130V94H129ZM213 89V90H212ZM41 90L38 92V91H36V92H38V93H40L41 92ZM49 90V89H48ZM47 90V91H48ZM57 90V91H56ZM61 91L62 90V94L64 95H62L59 91ZM125 90V91H124ZM162 91V92H164V94L160 91V94L162 93L163 94V96H164V101L166 102V103H164V101L163 102H161L162 103V106H160V104H158L159 103V100L160 99H162L163 98V96L161 97L160 95V98L157 100L158 101V103H154V97H155V99H157L156 98V94L154 95V93L155 92H157V91ZM228 90V89H227ZM226 90V91H227ZM123 91L124 92H127L126 94H129V95H131V93L132 92H138V95L140 94V97L138 98L137 96L138 95H136V97L137 98H134L133 100H135V99H138L139 101H135L136 103H134V104H136V106H137V109H138V111L137 110H134L135 112H136V114L134 113L133 115H132V113L134 112H132V111H130V110H132V108H130V106H131V104H129L128 103V105H130L129 107H128V105L127 106H125L126 105V103H124L125 101H124V94L125 93H123ZM132 91V92H131ZM139 91H140V93H139ZM165 91H166V93H165ZM183 91V90H182ZM208 91H209V89H208ZM43 92V91H42ZM59 92V93H58ZM90 92H92V93H90ZM134 92V94H137V92L135 93ZM152 92H154V93H152ZM65 93H67V95L65 94ZM105 93V94H106ZM159 93V92H158ZM190 93V94H189ZM61 94V95H60ZM150 94H152V95H150ZM167 94V95H166ZM189 94V95H188ZM201 96H200V95ZM41 95H43V94H41ZM60 95V96H59ZM129 95H127V97H129ZM192 96V97H189V96ZM198 95V96H197ZM39 96V95H38ZM37 96V97H38ZM49 96V95H48ZM56 96H57V98H56ZM62 96V97H61ZM141 96H143V97H141ZM165 96H166V98L168 99H165ZM179 96V97H178ZM212 96H213V99H212ZM110 97V96H109ZM126 97V96H125ZM134 97V95H131L130 96V98H128L129 99V101H130V99H132ZM158 97V96H157ZM12 98V97H11ZM51 98V97H50ZM62 98H63V100H62ZM72 98V99H71ZM152 100H151V99ZM173 99V101H172V99ZM227 98V97H226ZM43 99V98H42ZM12 100V99H11ZM36 100H38L37 102H39V97H38V99H36ZM43 100H45V99H43ZM53 100V99H52ZM63 101L62 103H60V101ZM112 100H111V102H112ZM125 100H127V98H125ZM141 100V101H140ZM163 100V99H162ZM161 100V101H162ZM183 100H184V102H183ZM213 101V102H218V101ZM42 101V100H41ZM51 101V100H50ZM98 103H97V102ZM48 102V101H47ZM76 102H78V103H76ZM115 102H117V104H115ZM126 102H128V101H126ZM15 103V102H14ZM44 103V102H43ZM67 103H66V106H67ZM74 103H76L74 106H73V104ZM140 103H143V104H140ZM185 105H184V104ZM152 104H158V105H155V107L152 105ZM200 104L202 105V106H200ZM11 105V104H10ZM12 105H13V102H12ZM15 105V104H14ZM13 105V107L11 106V109L12 108H14L15 106ZM40 105H41V103H40ZM64 105V104H63ZM100 105V106H99ZM117 105V106H116ZM149 105V106H148ZM211 105V106H210ZM215 105V104H214ZM217 105V104H216ZM249 105H251V104H249ZM253 105V104H252ZM7 106H9V105H7ZM66 106H65V108H66ZM68 106H67V109H68ZM172 107H173V105H171ZM176 106H177V104H176ZM262 105H260L259 106V108L257 107V106H255V108L254 109H259V110H257V111H260L261 110V107ZM264 106V105H263ZM262 106V107H263ZM165 107H163V108H165ZM186 107V106H185ZM184 107V108H185ZM188 107H186V108H188ZM254 107V106H253ZM59 108V109H58ZM61 108V109H62ZM174 108V107H173ZM177 108H179L178 106H177ZM50 109V110H51ZM75 109V110H74ZM78 109V110H77ZM96 109V110H95ZM169 109V108H168ZM207 109H209L207 112H206V110ZM249 109H250V107H249ZM251 109H253V108H251ZM253 109V115L255 116H257L258 114L260 115V114H262V113H264L263 111H264V108H262V113H256L255 112V110ZM15 110V109H14ZM172 110H174V109H172ZM183 110V109H182ZM5 111V110H4ZM97 111H98V113L100 114V117L98 116H96V115H94V114H98L97 113ZM130 111V112H129ZM146 111V112H145ZM152 111V112H151ZM160 111V112H159ZM61 112V113H60ZM90 112V115H91V112H92V114H93V116L95 117V118H97L98 120L97 121H99V122H97V121H95V120H93V118H92V116H89V117H87ZM95 112V113H94ZM148 112V113H147ZM254 112H255V114H254ZM14 112H13V110H9V115H11V114H13ZM53 113V112H52ZM116 113L118 114V115H120V116H118V115H116ZM129 113H131V115H129ZM151 113H152V115L153 116H150L151 115ZM170 113V112H169ZM172 113V112H171ZM175 113V112H174ZM185 113H186V111H185ZM250 113H251V111L248 113L249 114V116L248 117H250L251 118V115H250ZM3 114V113H2ZM79 114H80V116H82L83 115V119L79 116ZM87 114V115H86ZM146 114H148V116L146 115ZM183 114V116L181 117V115ZM5 115V114H4ZM8 115V116H9ZM51 115L52 116H54V117H51ZM74 115V116H73ZM159 115V116H158ZM162 115V114H161ZM163 115H165V113H163ZM178 115L181 117V118H179L178 117ZM191 115H193V116H191ZM242 115V114H241ZM245 115V116H246ZM252 115V116H253ZM258 115V116H259ZM2 116V115H1ZM14 116V115H13ZM31 116V115H30ZM29 116V117H30ZM50 116V117H49ZM116 116H118V117H116ZM145 116H146V118H145ZM150 116V117H149ZM154 116H156V117H158V118H156V117H154ZM211 116V115H210ZM247 116H246V118H244V121H245V119L247 120L246 122H243V123H239V124H241L242 126L243 125H247L248 124V127H247V132L245 133V131H246V127L244 126L243 128H242V130H243V132L245 133V136H246V140L247 141H249V143L251 144L252 143V145L254 146H252V145H247L249 148H250V150H249V148H248V150L251 152V149H253L254 151H256V150H258V149H260V147L262 148L263 146H260L261 145V142H262V140H261V138H264V136H263V130H264V122H263V125H262V123H260L259 121H264V119L262 120V118H264V114H262V118H260L261 120H259V121H257V120H253L252 118H254V116L250 119V118H248L247 119ZM170 117V118H169ZM5 118H6V116H5ZM14 118V117H13ZM12 118V119H13ZM73 118H76V121H75V119H74V123L72 124L71 122L73 121ZM79 118H80V120L82 119V121H80L79 120ZM121 118V119H120ZM132 118V119H133ZM135 118H137V117H135ZM134 118V119H135ZM239 118V117H238ZM241 118V117H240ZM243 118V117H242ZM30 119H31V117H30ZM119 119V120H118ZM133 119V120H134ZM144 119V120H143ZM147 120V122H146V120ZM160 119V121H163V122H159V121H157V120H159ZM254 119H256V118H254ZM257 119H259L258 117H257ZM15 120V119H14ZM17 121H18V119H16ZM32 120V119H31ZM103 120V121H102ZM120 120H123V121H121V123H119L120 122ZM133 120H132V122H133ZM136 120L137 119H135V125H136ZM166 120H167V118H166ZM239 120H241L242 121V119H239ZM8 121V120H7ZM20 121V120H19ZM15 122V123H20V125L22 124L21 122ZM29 121V120H28ZM59 121H61V122H63V126L66 128V126L68 127V128H66L65 129V131H64V133H63V136H65L66 138H67V140H65V137H63L62 136V138H64L63 139V142L61 143V142H59L58 143V145H56V148H52V147H55V146H53V145H51V144H49L50 143V141H52V143H53V141L57 138V136H59L63 131L62 130H64V127H62V125L61 124H59V123H56V122H59ZM78 121V122H77ZM118 123H117V122ZM4 122V121H3ZM14 122V121H13ZM12 122V123H13ZM78 123V126L76 127L74 124L75 123ZM97 122V123H96ZM131 122V121H130ZM131 122V123H132ZM158 122V123H157ZM168 122V121H167ZM166 122V123H167ZM256 122L258 123L257 125H256ZM9 123V122H8ZM15 123H13L14 125H15ZM29 123H30V121L27 123V121H26V124H28L29 125ZM67 125H66V124ZM81 123H82V125H81ZM122 123H124V124H122ZM129 123V122H128ZM134 123H132V124H134ZM160 123V124H159ZM236 123H237V120H236ZM245 123H247V124H245ZM259 123H260V125H259ZM3 123H1V125H2ZM70 124H71V126H70ZM88 124V125H87ZM94 124H96V125H94ZM122 124V125H121ZM130 124V123H129ZM144 124V125H143ZM181 125V127L179 126V125ZM239 124H237V127H235V128H237L238 129V126H239ZM30 125H31V123H30ZM72 125H74V127H72ZM134 125V126H135ZM152 125V126H153ZM169 125V124H168ZM256 125V126H255ZM261 125L263 126V129H261ZM4 126V125H3ZM16 126V125H15ZM14 126V127H15ZM27 126V125H26ZM60 126H61V128H60ZM91 126H95V128L93 129V133L91 134V132L92 131H90L91 129L90 128H92ZM98 126V127H99ZM127 126V125H126ZM137 126V128H134L133 127V125H132V127L134 128V131H136L135 129H137L138 131L140 130L139 129V127H138V125H136ZM151 126V127H152ZM153 126V127H154ZM179 126V127H178ZM1 127V126H0ZM19 126L17 125V128H18ZM99 127V128H100ZM131 127V125H128L127 127H125V128H130ZM132 127H131V129H129L128 130V132L130 131V130H133L132 129ZM140 127V128H141ZM151 127L149 128V127H145V131H147L146 129H151ZM256 127H258V129H259V127H260V130H258V131H256L257 129H256ZM16 127H15V130L17 129ZM58 128H59V130H58ZM89 128V129H88ZM115 128V127H114ZM125 128H123L124 129V132L125 131H127V130H125ZM158 128V129H157ZM169 128V127H168ZM239 128H241V127H239ZM244 128H245V131H244ZM122 129V130H123ZM142 128H141V133H142V130H143ZM195 129V128H194ZM233 129V128H232ZM236 129V130H237ZM1 131H2V129H0ZM4 130V129H3ZM87 130V131H86ZM122 130L120 131H118V132H122ZM143 130V131H144ZM151 130V131H152ZM154 130H156V131H154ZM231 130V129H230ZM0 131V132H1ZM33 131V132H34ZM62 131V132H61ZM78 130H76L75 129V131L73 130V134H75L76 135V133H77V135L79 136V134H78V132H77ZM144 131V132H145ZM191 131V132H190ZM239 131H241V129L239 130L238 129V131L237 132H239ZM75 132V133H74ZM81 133L80 132V136H83L84 137V135L85 134H87V133ZM131 132V131H130ZM140 132V131H139ZM167 132V133H168ZM171 132H169V134L171 133ZM236 132V133H237ZM242 132V131H241ZM241 132H239V133H241ZM259 132H261V134H259L258 135V133ZM11 133H14V131L13 132H11ZM10 133V135H12ZM16 133V132H15ZM13 134L12 136H13V139H14V141H16V142H13V143H18L17 141H19V136L17 137V136H15L16 134ZM27 133H28V131H27ZM67 133V134H66ZM133 133V132H132ZM134 133H136V132H134ZM155 133H152L153 134V136L155 135ZM197 133V132H196ZM218 133V132H217ZM229 133V131L227 132V134ZM230 133H231V131H230ZM234 133H235V130H234ZM235 133V134H236ZM239 133H237L236 135H238ZM244 133H242V134H244ZM31 134H33L32 136H31ZM36 134V135H35ZM69 134V135H68ZM91 134V135H90ZM95 134V135H94ZM118 134H120V133H118ZM125 134H127V133H125ZM129 134V133H128ZM172 134V133H171ZM197 134H200L199 132L197 133ZM213 134H211V135H213ZM223 134V133H222ZM227 134H225L226 136H227ZM242 134L241 135H239L238 137H239V139H238V137H236V136H234L233 137V133H231V135L232 136H230V138H227L226 136H222L221 134H219V135H221V137H223V138H227L228 140H225L226 142L228 141V143L226 144V145H224L225 143L223 142V141H221L222 139L220 138V141H221V143L223 142V144H221L220 143V141H219V143L220 144H217L216 145V143H218L216 140H215V143L213 144L212 142H213V138L212 137H214V135L212 136V137H209L208 139H209V143H210V139H212V141H211V143L213 144H211L210 143V145H207V148H209L208 149V151L210 152V150H213V153H212V151L210 152L211 154V156L209 155V153L206 151V149H205V151H206V153H208V156H210V158H207L208 156L207 155H205L204 154V160L203 161H205L206 159H211V160H209L210 162H211V167L210 168H207V166H204L203 164H201L200 165V168H199V170H198V168L196 167V169L200 172V174L202 175V176H205L204 177V180H205V178H215V176H217L216 178L218 179V177H220V180L222 179V178H224V177H226L225 176V174L227 175V174H231V175H237L238 174V172L237 171H235L234 169H235V167H237L238 165V163H236L235 164V167L233 166V161L234 162H236L239 158V156H240V158H241V156H242V159L241 160H243V154L241 153V152H243V149L244 148H246L245 149V152H243L244 154H245V156L247 155V156H249L250 157V155H248L247 154V152H249V151H247L246 152V150H247V146H246V144H245V146H243L242 147V151L240 150V155H237V151H239V150H235V149H232V146H233V143L232 142H237L238 140H241L240 139V136L242 137V138H244L243 140L245 141V137H244V135L242 136ZM88 135H85L86 137L88 136ZM122 135H123V133H122ZM121 135V136H122ZM136 135L138 136L139 135V137H141V139H142V135L140 136V133H136ZM143 135H145L144 133H143ZM211 135H209V136H211ZM224 135V134H223ZM230 134H228V136H229ZM14 136L16 137V138H14ZM34 136H35V138H34ZM53 136H55V138L53 137ZM120 136V135H119ZM137 136L135 137V138H137ZM151 136V135H150ZM164 136H166L165 134H164ZM170 135H168L167 137H169ZM34 139H33V138ZM52 137V138H51ZM72 137H74V140L72 139ZM85 137V138H86ZM144 137H146V135L144 136ZM143 137V138H144ZM148 137V136H147ZM156 137H158V136H156ZM156 137H154L155 139H157ZM234 138L233 139V141H229V139H231V138ZM235 137L237 138V139H235ZM9 138V137H8ZM12 138V137H11ZM18 138V139H17ZM21 138V137H20ZM88 138V139H89ZM120 138V137H119ZM154 138H152V139H154ZM218 138H219V136H218ZM218 138H216V136H215V139H218ZM4 139V138H3ZM10 139V138H9ZM17 139V140H16ZM37 139H39L38 137H37ZM54 139V140H53ZM72 139V140H71ZM80 139V138H79ZM81 139H84V138H82L81 137ZM87 139V140H88ZM151 139V140H152ZM159 139V138H158ZM160 139H159V141H160ZM12 140V139H11ZM144 140H145V138H144ZM143 140V141H144ZM147 140V139H146ZM148 140H150V138H148ZM148 140H147V142H148ZM150 140V141H151ZM207 140V139H206ZM205 139L203 140V142L204 143H206L205 141H206ZM219 140V139H218ZM243 140H241L240 141V143L243 141ZM45 141V140H44ZM60 141H62L61 139H60ZM71 141H72V143H71ZM137 141V140H136ZM136 141H134V142H136ZM157 141V140H156ZM165 141H166V143H165ZM201 141V140H200ZM242 142L241 143V145H244V143L245 142ZM264 141V140H263ZM12 142V141H11ZM75 142L73 143V144H75ZM85 142L86 143H88L89 142V144H90V142H91V144L90 145H92L91 147L90 146H88L89 144H85ZM154 142V141H153ZM162 142V141H161ZM195 142H198V141H196V140H190L188 143H189V149H190V151H189V155H191V159H190V156H189V160L188 159H185V160H188V162H186V161H184V163L185 164H188V165H190L191 164V167H193V168H195L194 167V165L196 164V162H197V164L198 163H202L201 162V159L202 158H200V161H199V159L196 161V159H193L194 158V154H196L195 153V151H197L196 149V146L197 145H195ZM231 142V143H230ZM7 143V142H6ZM138 143H139V140H138ZM151 143H152V141H151ZM151 143H149V144H151ZM155 143V142H154ZM154 143H152L153 145H155ZM158 143H160V142H158ZM207 143H208V141H207ZM229 143H230V145H229ZM239 142L237 143L238 144V146H240L239 144H240ZM248 143V144H249ZM4 142L2 143L1 142V140H0V264H68V263H70V262H74L73 260H72V255H71V253L70 252H74V250H75V248L72 246L73 244H75L76 245V242H75V240H72V239H74V238H67L68 236H70L68 233H69V229H67L70 225L72 226H75L74 224H76L77 223V221L78 222H80V219L81 218H83L81 221L82 222H85L84 224H80L78 227H80V228H78V230L77 231H79L78 232V234H79V236L78 237H80L81 235L83 236V234L84 233H86V231L87 232H94V234H96V233H98V236H96V238L95 239H92V242L91 241H89V240H87L88 238H87V234L84 236L85 238V240H87L88 241V243H93V240H94V243H99V244H101L102 245V240H101V236H99L100 234H101V231H100V229L102 230L103 229V231L105 230V227L107 228V227H109L110 225H111V219L113 218V216H111L110 215V217L111 218H107V221L106 222H95L94 221V219L93 218H91V217H93L92 215H91V217L90 216H88V214H87V212H85V213H81L83 216H81L80 218H78L79 220H76L77 218H71V215L69 214L68 215V213H70V212H68L66 215H65V217H68V218H66L67 220H69L70 218V222H72L71 224H70V222L68 223L69 224V226H67V225H65V224H62L61 226L62 227H66V228H64L65 230L67 229L68 230V233L66 234V232H65V230L63 231V232H65V236L66 237H64L63 235H64V233L62 232V230H60V226H57L54 222L55 221H53V220H55L54 219V217L56 216L55 214H54V216H53V219L51 218V215L53 214V212L52 211H57V210H51V208L52 207H54V205L52 204V207H51V205H50V203H53V200H52V202H50L51 200H50V198L48 197V196H45L43 199L44 200H41V201H43V202H41L40 201V199L39 198H41V196L39 197V194H41L40 192H38V190L40 191V188L38 189V190H35L34 188H36L35 187V184H34V181L32 180L33 178L35 179V176L33 177V174H32V172L31 171H29V168H27L28 166H25V164H23L24 165V168H23V165H21V164H19L15 159H17L18 160V158H15V159H13L14 158V156H11L8 152H7V149L6 148H4ZM15 144L12 146V144H11V146L12 147H14L15 146ZM19 144H21L20 142H19ZM22 144L24 145V143L22 142ZM57 144V143H56ZM59 144H60V146H59ZM86 146H88L87 148L89 149H87V148H84V147H86ZM161 144V143H160ZM262 144H264V143H262ZM8 145V144H7ZM18 145V144H17ZM17 145H16V147H17ZM23 145H18V147L17 148H20V150L22 149L21 147H23ZM41 147H40V146ZM45 145V146H46ZM50 145H51V148H50ZM68 145H69V143H68ZM75 145V146H76ZM120 145V144H119ZM133 145V144H132ZM135 145V144H134ZM147 145V144H146ZM152 145V146H153ZM159 145V144H158ZM201 145H202V143H201ZM230 147H229V146ZM34 148H33V147ZM67 146V147H66ZM135 146H137V148L139 147L138 145H135ZM134 146V147H135ZM160 146V145H159ZM164 146V145H163ZM234 146H235V143H234ZM253 147V148H251V147ZM24 147H25V145H24ZM23 147V148H24ZM44 149H43V148ZM61 149H59V148ZM66 147V148H65ZM73 147H74V145H73ZM116 147V146H115ZM156 147V146H155ZM154 147V148H155ZM162 147V146H161ZM160 147V148H161ZM231 148L232 150H234V152H236L235 154L237 155V157H236V155H234L233 153L234 152H232L231 154L230 153H228L229 151H231L229 148ZM236 147V146H235ZM257 147V148H256ZM58 148V149H57ZM65 150H64V149ZM76 148V147H75ZM94 148V149H95ZM140 148V147H139ZM151 148H153V147H151ZM181 148V149H180ZM200 148V145H199V147H198V149ZM202 148V147H201ZM201 148L199 149V151H201ZM204 148H205V146H204ZM234 148V147H233ZM240 148H241V146H240ZM255 148V149H254ZM8 149H10V148H8ZM51 149L53 150V149H57V151L59 152V155L58 154H56V151L55 152H53V151H51ZM123 149H124V145H123ZM150 149V148H149ZM156 149V148H155ZM180 149V150H179ZM229 149V150H228ZM262 149H264V147L262 148ZM18 150V149H17ZM44 150L45 151H47V155L48 156H46V152H45V155H44ZM71 150V149H70ZM87 150V151H86ZM158 150V149H157ZM162 150V149H161ZM218 150H220V152L218 151ZM16 151V150H15ZM14 151V152H15ZM51 151V152H50ZM62 151V152H61ZM63 151H65V154H66V156H68V154H70V158H68V157H66V159H64L65 158V154H64V152ZM67 151V152H66ZM78 151V150H77ZM79 151V152H80ZM163 151V150H162ZM260 151V150H259ZM264 151V150H263ZM263 151H260V152H262L263 153ZM11 152V151H10ZM57 152V153H58ZM70 152V153H69ZM98 152V151H97ZM155 152V151H154ZM202 152V151H201ZM214 152H216V153H214ZM250 152H249V154H250ZM257 152V151H256ZM260 152H258V154L260 155ZM53 153V154H52ZM55 153V154H54ZM61 153V154H60ZM118 153V152H117ZM218 153V154H217ZM219 153H220V156L221 157H219V158H217V155H219ZM221 153L223 154V155H229V159H231V158H233L232 160L233 161H228L227 160V158L225 157L224 158V156L223 155H221ZM261 153V154H262ZM64 154V155H63ZM77 154V153H76ZM75 154V155H76ZM79 154V153H78ZM115 153L113 152V153H110L109 155H110V162H108L109 163V165H110V167H112V168H114V166H116L115 165V162L117 161L116 160V156L114 155ZM122 154V153H121ZM155 154V153H154ZM159 154V153H158ZM233 154V155H232ZM242 154V155H241ZM252 154H253V152H252ZM251 154V155H252ZM254 154H255V152H254ZM258 154H255V156L256 155H258ZM264 154V153H263ZM263 154H262V156H263ZM16 155V154H15ZM44 155V156H43ZM50 155V156H49ZM53 155H55V160L54 159H52V158H50V157H54ZM81 155V154H80ZM80 155H78V156H80ZM87 155V154H86ZM95 155V154H94ZM97 155V154H96ZM95 155V156H96ZM181 155L183 156V154L181 153ZM232 157H231V156ZM46 156V157H45ZM56 156H59V157H64L63 159H61V158H58V157H56ZM71 156H73V158L71 159ZM88 156V155H87ZM87 156H85V157H87ZM101 158H103V159H101ZM117 156H119V155H117ZM156 156V155H155ZM223 156V157H222ZM233 156H235V157H233ZM46 158V163H47V165L45 164V158ZM47 157H49V159H51V161L53 162V160L55 161L54 163H55V165L57 166V164L59 165V166H57V168H55V166L53 165V163L49 160H47ZM83 157V156H82ZM90 155L88 156V158L87 159H89V160H91L90 158ZM122 157V156H121ZM167 157H165L164 159H166ZM188 158V156L186 155L185 156V158ZM202 157V156H201ZM215 157H216V159H215ZM228 157V156H227ZM252 157V156H251ZM57 158L59 159V160H57ZM98 158L99 159H101L100 160V162H98L99 160H98ZM184 158V157H183ZM237 158V159H236ZM247 158V159H246ZM246 158H244L245 160H248L249 158L248 157H246ZM61 159V160H60ZM85 159V158H84ZM106 159V158H105ZM104 159V160H105ZM122 159V158H121ZM158 159V158H157ZM181 159H182V157H181ZM218 159V160H217ZM223 159L224 160H226L225 162H222V163H224V165L223 164H221V166H220V164H219V162H221V161H223ZM35 160H33V161H35ZM73 160V161H74ZM88 160V161H89ZM120 160V159H119ZM163 160V159H162ZM244 160V161H245ZM249 160H252V159H249ZM16 161V162H15ZM56 161H57V164H56ZM58 161H59V163H61V164H59L58 163ZM73 161H71L72 163H73ZM79 161V160H78ZM87 160H85V162H86ZM121 161V163H122V161H123V159L122 160H120ZM177 161V162H176ZM181 161H183V160H180V164L181 163H183V162H181ZM199 161V162H198ZM228 161V165H225V163ZM240 161V160H239ZM51 164H50V163ZM92 162V161H91ZM174 162V163H173ZM190 162V163H189ZM231 162V163H230ZM249 162V161H248ZM247 162V163H248ZM251 162H253V160L251 161ZM72 163H70L71 165H72ZM75 163H78V162H75ZM96 163V162H95ZM106 163H107V161H106ZM118 163V162H117ZM206 163V161L204 162V164ZM242 163V161L239 163V164H241ZM245 163H246V161L244 162V163H242L243 165H245ZM250 163V162H249ZM33 164V165H34ZM43 164H45L46 165V167L47 166H49V164L51 165V166H49L50 168H46ZM65 164V163H64ZM63 164V165H64ZM83 164H84V162H83ZM86 164H88V163H86ZM85 164V165H86ZM102 164V163H101ZM105 164V163H104ZM103 164V165H104ZM166 164H168V163H166ZM230 164H232V166H230L232 169H233V167H234V172H236V174H234V173H232L233 171H232V169H229L228 168V166L230 165ZM53 165V166H52ZM63 165H62V168H63ZM70 165V166H71ZM77 165V164H76ZM75 165V166H76ZM84 165V166H85ZM89 165V164H88ZM105 165H108V164H105ZM121 165V164H120ZM165 165V164H164ZM168 165H170V164H168ZM182 165V167H183V164H181ZM208 165V164H207ZM210 165V164H209ZM237 165V166H236ZM242 165V166H243ZM19 166H20V168H21V166H22V168L20 169L19 168ZM36 166V165H35ZM84 166H82V169H84V168H86V167H84ZM97 166H98V164H97ZM172 166V165H171ZM170 166V168H172ZM187 166V165H186ZM186 166H184V167H186ZM224 166H226V167H224ZM242 166H239V167H241L242 168ZM25 167L28 169H26V174H24L25 172H23V170H25ZM45 167V168H44ZM65 167H67V163H66V165H65ZM65 167H64V169L63 170H65ZM73 167V166H72ZM71 167V168H72ZM79 167V168H78ZM78 170L81 168V166H79L78 165ZM99 167H100V165H99ZM103 167V166H102ZM106 167V166H105ZM107 167H109V166H107ZM166 167H168V166H166ZM182 167H180L179 168V170L180 171H182L181 170V168ZM187 167H189V166H187ZM191 167L189 168V169H191ZM209 167V166H208ZM225 168L224 170H223V168ZM244 167H246V166H244ZM75 168V167H74ZM101 168V167H100ZM173 168H174V166H173ZM192 168V169H193ZM227 168H228V170H227ZM238 168V167H237ZM247 168V167H246ZM23 169V170H22ZM44 169V170H43ZM56 169V170H55ZM60 169V168H59ZM76 169V168H75ZM175 169V168H174ZM174 169H172V170H174ZM184 169V168H183ZM187 169V168H186ZM189 169H187L188 171H189ZM243 169V168H242ZM250 169V168H249ZM22 170V171H21ZM36 170V169H35ZM34 170V171H35ZM46 170V171H45ZM102 171L103 170H105V169H101ZM100 170V171H101ZM111 170V169H110ZM113 170V169H112ZM169 170V169H168ZM172 170H170V171H172ZM186 170V171H187ZM197 170H192V172L191 173H189L188 171H187V173H189V176L190 177H192V178H188L189 180H191V179H194V178H196L195 176H198V174H199V172L197 171ZM226 170H227V172H226ZM239 170L241 171V169L239 168ZM245 170V169H244ZM248 169H246V171H247ZM255 170V169H254ZM43 171H45V172H43ZM60 171V170H59ZM83 171H85V170H83ZM87 171V170H86ZM85 171V172H86ZM107 171V170H106ZM155 171V170H154ZM157 171V170H156ZM159 171V170H158ZM163 171V170H162ZM169 171V172H170ZM174 171H176V169L174 170ZM191 171V170H190ZM221 172V173H218V174H216L217 172ZM223 171H224V173H223ZM232 171V172H231ZM259 171V170H258ZM29 172V173H28ZM61 172H65V171H60V173ZM75 172H77V171H75ZM74 172V173H75ZM85 172H83V174H85ZM88 172H90V169H89V171H87L86 172V175H84V176H87L88 175ZM119 172V171H118ZM166 172V171H165ZM177 172V171H176ZM182 172H185V170L184 171H182ZM229 172V173H228ZM35 173V172H34ZM80 173V172H79ZM81 173H82V171H81ZM80 173V174H81ZM113 173V172H112ZM156 173V172H155ZM160 173V172H159ZM180 173V172H179ZM258 172L256 171L255 172V174H257ZM29 175V177H30V174H31V181H33V182H31V185H30V182H29V180H30V178L28 177V175ZM111 174V173H110ZM114 174V173H113ZM167 174H168V172H167ZM171 174V173H170ZM177 175H178V173H176ZM182 174V173H181ZM186 174V173H185ZM199 174V175H200ZM230 174H229V176H230ZM260 172H259V178H260ZM63 175V177L62 176H60L59 177V175H58V177L60 178V180L63 178L64 180H62V181H59V178H58V181L60 182H58V181H56V183L55 184H59L58 186L59 187H61L62 185V187L61 188H63V189H61V190H64L65 192H67L69 195L68 196H73L74 197V199L76 200V199H78V196L75 194L76 193V189L73 187V185H71V184H74L73 183V180L72 181H69L68 179H65L64 177V174H62ZM68 175H70V173L68 174ZM67 175V176H68ZM160 175H161V173H160ZM187 175V174H186ZM239 175H241V174H239ZM244 175H245V177H244ZM243 175V177L244 178H246V175L247 174H244ZM262 175V174H261ZM81 176V175H80ZM183 176H184V174H183ZM201 176V180H203V177ZM249 176V175H248ZM255 176V178H257L258 179V176L257 175H254ZM257 176V177H256ZM38 177V178H39ZM78 177V179H80L79 178V176H77ZM112 177V176H111ZM161 177H163V176H161ZM160 177V178H161ZM167 177V176H166ZM165 177V178H166ZM181 178H182V180H184L185 181V179H187V178H185V177H182V176H180ZM234 177V176H233ZM232 177V179H234V180H236L237 179V177H239V176H237L236 177V179L235 178H233ZM242 177V176H241ZM241 177H239L238 178V180L239 181H241V186H244L246 189H249V191H250V188H248L249 187V183H248V185L244 182V178L242 179ZM263 177V175L261 176V178ZM37 178V179H38ZM67 178V177H66ZM75 178V177H74ZM109 178V177H108ZM108 178H106V179H108ZM160 178H154V181L156 180L157 182H159V180L158 179H160ZM185 178V179H184ZM197 178H199V176L197 177ZM215 178V179H216ZM77 179V180H78ZM87 179H89L88 177H87ZM105 179V178H104ZM103 179V180H104ZM210 180V182L211 181H213V182H215V180ZM247 180H249L248 179V177L246 178ZM245 179V180H246ZM264 179V178H263ZM263 179H261V181H264ZM55 180H57V179H55ZM69 182H72V183H69ZM102 180V179H101ZM163 180H164V178H161L160 179V182H159V184H163L162 182H163ZM188 180V183L190 184L191 182H192V184L194 183V181H189ZM197 180V179H196ZM199 180V179H198ZM223 180H229V179H223ZM237 180V181H238ZM253 180V181H252ZM252 182H257V181H259V180H257V181H255L253 178H252ZM67 181V182H66ZM75 181V180H74ZM100 181V180H99ZM98 181V182H99ZM179 181H181V180H179ZM217 181V180H216ZM243 181V182H242ZM39 182V181H38ZM47 182H49V181H47ZM47 182H46V184H45V186H44V184L42 185L43 187L41 188L42 189V194H43V191L45 190V192L47 191ZM62 182H64L65 184H63ZM76 182V181H75ZM104 183L101 185V187L102 186H104V184H106V180H104L103 181ZM108 182V181H107ZM182 182V181H181ZM196 182V181H195ZM198 182H201V184H202V181H198ZM260 182V181H259ZM109 183V182H108ZM166 183V182H165ZM178 183V182H177ZM185 183V182H184ZM184 183H178L177 185H184ZM33 184V185H32ZM39 184V183H38ZM60 184H62L61 186H60ZM101 184V183H100ZM99 184V185H100ZM175 184H176V180H175ZM174 184V185H175ZM201 184L199 183V184H197V185H200L201 186ZM209 184V183H208ZM225 184V183H224ZM227 184H229V186L231 187V185H235L236 184V186L238 187V185H239V183L237 184L236 183V181L234 182V183H232V181H231V183L229 182V183H227ZM227 184H226V186H227ZM262 184H264V183H262ZM47 185V186H46ZM75 185H76V183H75ZM74 185V186H75ZM177 185H175L174 187L176 188V187H178V188H180L179 186H177ZM187 185V184H186ZM194 185H195V183H194ZM202 185H205V184H202ZM212 185H214V187H216V186H219L218 185V182L216 183H214V184H212ZM216 185V186H215ZM222 184L220 183V186H221ZM247 187H246V186ZM256 185V184H255ZM28 186H30L32 189H34V190H32V189H29L30 187H28ZM33 186V187H32ZM53 186V185H52ZM157 187L158 186H160V185H156ZM172 186V185H171ZM170 186V187H171ZM187 186H189V185H187ZM196 186V185H195ZM195 186L193 187V185H192V187H191V185L189 186L190 187V189H194L193 190V192L195 191L196 193V196H198V195H203L204 194V192H206V191H204L203 192V190H204V188L206 187V186H203L204 188H203V190L202 189H199V190H197L198 191V193L199 194H197V191H196V189L197 188H200V186L198 187H196L195 188ZM210 186V185H209ZM232 186V187H233ZM240 186V185H239ZM252 186V185H251ZM259 186H260V183H259ZM65 187V188H64ZM169 187V188H170ZM184 187H185V185H184ZM202 187V186H201ZM222 187V186H221ZM228 187V186H227ZM237 187H235V191H233L234 193H235V195L237 194L238 195V192H237V190L238 191H240L241 192V189L242 188H244V187H238L239 189H237ZM261 187V186H260ZM38 188V187H37ZM48 188H50V186L48 187ZM56 188H58V187H56ZM102 188H104V187H102ZM234 188V187H233ZM233 188H232V190H233ZM241 188V189H240ZM252 188V187H251ZM30 191H29V190ZM174 188L172 187L171 188V190H173ZM222 189V188H221ZM245 189V191L243 190L242 192H243V194H244V192H246L247 190ZM28 190V191H27ZM50 190L52 191V189L50 188ZM50 190H48V191H50ZM57 190H60L59 188L57 189ZM61 190H60V193H62L61 192ZM178 190V189H177ZM177 190H176V192H177ZM184 190V191H183ZM210 191H211V189H209ZM226 190V189H225ZM264 189H262V191H263ZM50 191V193H52ZM79 191V190H78ZM180 191V190H179ZM181 191H182V193H181ZM180 191V193L182 194V195H180L179 194V192H178V197L180 198V197H184V193H186L187 191H186V189H182ZM202 191L203 193H201L200 194V192ZM209 191V192H210ZM212 191H215V193H217L216 191H217V189H215V188H213V190ZM262 191H261V193H262ZM34 192H36V193H34ZM111 192V191H110ZM161 191H159V193H160ZM174 192V191H173ZM192 192V191H191ZM190 192V193H191ZM229 192V191H228ZM227 192V193H228ZM242 192H241V197L243 196L242 195ZM48 193V192H47ZM67 193H64V194H66L67 195ZM167 193H169V192H167ZM187 194V195H191V194ZM207 193V192H206ZM206 193L203 195V196H206ZM218 193H220V192H218ZM217 193V194H218ZM231 193V192H230ZM247 193V192H246ZM245 193V194H246ZM263 193H264V191H263ZM263 193H262V195H263ZM36 194H38V195H36ZM41 194V195H42ZM54 195L55 194H57V193H53ZM51 195V197L53 196V197H55L54 195ZM195 194H193V196L195 195ZM208 194V193H207ZM231 194H233V193H231ZM230 194V195H231ZM105 194H103V196H104ZM107 195V194H106ZM105 195V196H106ZM110 195V194H109ZM159 195V194H158ZM165 195V194H164ZM177 195V194H176ZM175 195V196H176ZM210 195V194H209ZM212 195V194H211ZM224 195V194H223ZM227 195V194H226ZM247 195V194H246ZM105 196H104V198H105ZM108 196V195H107ZM172 196H174V195H172ZM186 196V195H185ZM221 196V195H220ZM219 196V197H220ZM234 196V195H233ZM39 197V198H38ZM56 197H58V196H56ZM55 197V198H56ZM65 197V196H64ZM73 197L72 198H70V200H72V202L74 201L73 200ZM110 197V196H109ZM159 197H162V195L161 196H159ZM163 197H165V196H163ZM170 197H171V195H170ZM178 197H176L177 199L176 200H170V199H165V198H158L156 201L158 202V200H159V202L158 203H156V204H159L160 203V205H161V207L164 209H167L166 211H171V209H169L168 210V207H170V205L172 204V203H174V206H175V204H176V207L178 206L179 208H180V204L179 203H182L183 204V206L182 207H185V205H186V203H188L187 201H185V200H183V199H181V200H183L182 202L180 201V199L178 198ZM192 197V196H191ZM201 196H198V198L197 197H195V199L197 198V200H202V198H200ZM207 197V196H206ZM211 197H214V195L213 196H211ZM241 197L238 195L237 196V200H236V196H235V200L237 201V202H240L241 203ZM48 198H49V200H48ZM55 198H52V199H55ZM59 198V197H58ZM57 198V199H58ZM63 198V197H62ZM111 198V197H110ZM110 198H105L106 199V201H108ZM166 198H168L167 196H166ZM185 198H187V196L185 197ZM194 198V197H193ZM193 198H191V200H193V201H191V200H189V202L191 201V205L193 206V204H194V201H197V200H194ZM200 198V199H199ZM204 198V197H203ZM209 198V197H208ZM221 198V197H220ZM220 198H217V199H219L220 200ZM226 198H227V196H226ZM226 198H225V200H223V201H226ZM229 198H232V200H234L233 199V197H232V195H231V197H229ZM243 198V197H242ZM206 199V198H205ZM210 199V201H208V202H210V203H212V199L211 198H209ZM208 199V200H209ZM216 199V198H215ZM69 200V199H68ZM222 200V199H221ZM221 200H220V203H222L221 202ZM234 200V201H235ZM200 201H199V203L198 202H196L195 203V206H197V204H200ZM217 201V200H216ZM215 201V202H216ZM109 202V201H108ZM203 202H204V200H203ZM203 202H202V204H200L201 206H203V209H205L206 207H208L207 209H205V210H208L209 209V207H210V211H209V218L208 219H206V222H210V220H211V225L210 226H212L211 227V231L209 230V232H208V234H206V231L207 230H205V229H207V227L206 226H209V224L207 223V225H206V222H204L203 224H200L201 226H196V224L197 223H193V221H192V223L190 222L189 223V225L190 224H192L193 226H189V225H187V226H189V230H191L192 229V227H194V224H195V226H196V228H194L195 230H191V232H190V235H188L187 233V235L184 233V235L183 236H180V237H184V239L183 238H180L181 240H179V241H177V237H179V235L177 236V237H175V239H176V246L178 247H176L177 249H178V251H177V255H178V257L176 256V255H174L175 257H177V260H180V262L183 264L184 262L183 261H185V263L186 262H189V261H191L192 262V264H193V262L195 263V262H197L198 263V260H202V259H204V261L202 262L203 264H204V262L207 260V258L209 257V255L211 256L210 258L212 259V258H214V260H215V258L217 259V260H219V262H221L222 260L224 261V262H226V264L228 263V264H259L260 262H263L264 261V253H263V251H261L260 250V248H263L262 246H260V248L259 247H257L258 249H257V251H255V248H256V246H255V248H253V255H251L252 253H251V251L250 252H248L249 253V256H248V254H246V255H242V254H240V253H238V254H235L233 251V244H234V241H236V239H238V242H237V244H240V245H245L246 244V240L244 239V238H247L248 237V239L250 238L253 242V244H263V242H264V224L263 223H261V222H258L257 220L255 221V219H254V217H255V215H257L258 213V211H259V213H260V211H262V213H261V216L260 217H263V210H262V208H259L260 206H258L257 204H259V203H253L252 204V206L251 207H249V206H246V204H244L245 206H243L241 209L239 208L238 210H240L239 212H237V210H236V208H235V210H236V212L237 213H233V214H226V212H225V208H228L227 207V205L229 204H227V205H225L226 203H224V206H222V204H220L219 202H217V203H215L214 201H213V203H214V205L213 206H211V204H209L208 206H206V207H204L205 206V203L207 202V201H205V203H204V205H203ZM208 202H207V204H208ZM233 202V201H232ZM264 202V201H263ZM56 203V202H55ZM69 203H71V202H69ZM82 203V202H81ZM212 203V204H213ZM240 203H236L238 206L240 205ZM243 203V202H242ZM73 204H74V202H73ZM109 204V203H108ZM206 204V205H207ZM233 204H235L234 202H233ZM235 204V205H236ZM264 204V203H263ZM62 205V204H61ZM79 205V204H78ZM188 205V204H187ZM186 205V206H187ZM198 206V207H201V206ZM232 205V204H231ZM247 205H248V203H247ZM261 205V204H260ZM56 206V205H55ZM109 206V205H108ZM191 206V209H192V211L194 212V209L197 211V209L198 208H195L194 206L192 207ZM226 206V207H225ZM230 206V205H229ZM50 207V208H49ZM59 207V206H58ZM110 207V206H109ZM160 207V206H159ZM177 207V209H179ZM240 207H241V205H240ZM262 207V206H261ZM34 208V209H33ZM171 208V207H170ZM190 208V207H189ZM194 208V209H193ZM231 208V207H230ZM64 209H67V208H64ZM164 209V210H165ZM173 210H175L176 211V208L174 209V207L172 208ZM187 210V207L186 208H184L183 210L186 212V210ZM199 209H202V207L201 208H199ZM203 209H202V211L201 212H203ZM260 209V210H259ZM264 209V208H263ZM18 211V212H16V211ZM52 212L51 214H50V211ZM71 210V209H70ZM60 211H62V210H60ZM60 211H57V212H59V213H61ZM87 211V210H86ZM163 211V210H162ZM175 211L174 212H172L171 211V213H173V215H174V213H175ZM184 211H182L181 212V214L182 213H184L185 215L184 216H186L187 217V214L184 212ZM234 211V210H233ZM14 212H16V213H19L20 212V215L19 214H15ZM62 212H64V211H62ZM177 212V211H176ZM193 212H190L189 210L187 211V213L190 215H192V213ZM55 213V212H54ZM66 213V212H65ZM166 213V212H165ZM195 213V212H194ZM193 213V214H194ZM198 212H196V214H197ZM204 213V212H203ZM251 213H255V214H253L254 215V217L253 216H251ZM58 214V213H57ZM200 214H202V213H200ZM250 214V215H249ZM59 215V214H58ZM172 215V214H171ZM195 215V214H194ZM163 216H165V215H163ZM162 216V217H163ZM166 216H168L167 214H166ZM170 217H172V216H170ZM175 217L177 218L178 217V215L176 216V214H175ZM183 217V216H182ZM59 218H61V217H59ZM166 219H167V217H165ZM250 219V221H249V219ZM66 219H63V220H66ZM162 219V218H161ZM161 219H160V221H159V225H160V223H163V225L165 226L166 225V227H168V223L167 224H165L164 222V220H166V219H162V221H161ZM172 220L173 219H175V218H171ZM178 219V218H177ZM180 219V218H179ZM183 219H186V218H183ZM200 219V218H199ZM24 220H27V221H29V222H31L34 226H33V228H35V230L36 231H38V233L39 234H45L46 236H45V238H47L48 237V239H50V241H49V245L48 244H46V243H43L40 239V235L39 234H37V235H39L40 237H38L37 235H36V233L37 232H35V230L34 231H31L32 229H31V227L29 226L28 228H27V226H26V224H25V222H24ZM62 220V219H61ZM62 220V221H63ZM67 220H66V222L65 221H63V222H65V223H67ZM84 220V221H83ZM168 220H170L169 218H168ZM176 220V219H175ZM175 220H174V222H175ZM57 221V220H56ZM104 221H105V219H104ZM180 221H181V219H180ZM184 221V220H183ZM190 221H191V219H190ZM205 221V220H204ZM114 222H115V220H114ZM168 222V221H167ZM171 222V221H170ZM188 222H189V220H188ZM187 222V223H188ZM195 222H197V221H195ZM201 222V221H200ZM200 222H198V223H200ZM203 222V221H202ZM250 222H252V223H250ZM263 222H264V220H263ZM58 223V222H57ZM116 223V222H115ZM178 223H179V220H178ZM183 223H185V221L183 222ZM186 223V224H187ZM28 224V223H27ZM113 224V223H112ZM180 224H181V222H180ZM109 225V226H108ZM162 225V224H161ZM163 225H162V227H163ZM172 225V224H171ZM182 225V224H181ZM197 225H199V224H197ZM202 225H206L205 227H203ZM251 225H256V226H254V228H251ZM170 226V225H169ZM173 226V225H172ZM177 226V225H176ZM186 226V227H187ZM165 227V228H166ZM174 227V226H173ZM180 227H182V226H180ZM170 228V227H169ZM176 228V227H175ZM178 228V227H177ZM184 228V230H182V231H179V232H184V231H186V229H185V227H183ZM188 228V227H187ZM62 229V228H61ZM87 229H89V231L87 230ZM167 229V228H166ZM172 229V228H171ZM171 229H170V231H171ZM182 229V228H181ZM208 229H209V227H208ZM66 230V231H67ZM92 230V231H91ZM107 230H108V228H107ZM100 231V232H99ZM167 232H168V230H167ZM187 232V231H186ZM35 233V234H34ZM100 233V234H99ZM162 233V232H161ZM171 233V232H170ZM261 233V234H260ZM91 234H93V233H91ZM91 234H88V236L90 235V237L92 236ZM168 234H169V232H168ZM178 234V233H177ZM206 234V235H205ZM50 235V236H49ZM97 235V234H96ZM164 235V234H163ZM186 236H188V237H186ZM44 237V236H43ZM43 237H42V239H43ZM71 237V236H70ZM90 237H89V239H90ZM101 237V238H100ZM140 237V236H139ZM160 237V236H159ZM161 237H162V235H161ZM166 237V236H165ZM206 237V238H205ZM263 237V238H262ZM67 238V240H64V239H66ZM92 238V237H91ZM97 238H100V240H101V242L99 241V239H97ZM136 238H137V236H136ZM164 238V237H163ZM234 238H236V239H234ZM261 238V239H260ZM156 239V238H155ZM162 239V238H161ZM262 239H263V241H262ZM68 240H70V241H72V243H68ZM157 240V239H156ZM163 240V239H162ZM165 240V239H164ZM163 240V241H164ZM246 242H245V241ZM46 242H47V239L45 240ZM64 241V242H63ZM73 241H74V243H73ZM86 241V242H87ZM108 241V240H107ZM111 240H109V242H110ZM261 241V242H260ZM162 242V241H161ZM255 242V243H254ZM259 242V243H258ZM105 243H108V242H105ZM111 243V242H110ZM248 243V242H247ZM99 244H96V245H99ZM104 244V243H103ZM125 244V243H124ZM236 244V245H237ZM255 244V245H256ZM94 245V244H93ZM95 245V246H96ZM101 245H100V249H102V247H101ZM127 245H128V243H127ZM164 245V244H163ZM162 245V246H163ZM105 246V245H104ZM107 247H108V245H106ZM120 246H122L121 244L119 245V243H117V242H115V240H113L112 241V243L110 244V246H109V248H107V251H108V249L110 250L109 251V253H111V257H113L112 258V260H113V263L111 262V260H109V259H107L108 257H105L104 256V254H103V252H101V250H98L97 249V247L95 248V247H90L89 249V252H88V254H86V256H87V258H88V262L90 263V264H133L132 262V260L131 259H129V255L127 256V254L124 252V250H122L123 248H121ZM123 246H126V245H123ZM239 246V245H238ZM160 248H161V246H159ZM158 247V248H159ZM240 247V246H239ZM99 248V247H98ZM104 248V247H103ZM106 248V247H105ZM160 248H159V250H160ZM234 248H236V246L234 247ZM77 249V248H76ZM176 249V250H177ZM36 250H37V252L39 253V254H37L36 255ZM159 250H157V251H159ZM247 250V249H246ZM245 250V251H246ZM251 250V249H250ZM263 250V249H262ZM161 251H162V249H161ZM247 251H249V250H247ZM246 251V252H247ZM255 251V252H254ZM164 252V251H163ZM240 252V251H239ZM262 252V253H261ZM158 253H160V252H158ZM176 253V252H175ZM237 253V252H236ZM260 253L261 254H263V257L261 258V260H260ZM161 254H163V253H161ZM160 254V255H161ZM167 254V253H166ZM209 254V255H208ZM69 255L71 256L70 258H69ZM106 255V254H105ZM208 255V256H207ZM250 255L252 256V257H250ZM109 256V255H108ZM109 256V257H110ZM173 256V257H174ZM68 257V259L69 260H72V261H69V260H67L66 258ZM205 257H207V258H205ZM162 258V257H161ZM250 258H252L254 261L252 262V259H250ZM256 258H259V259H256ZM66 259V260H65ZM111 259V258H110ZM206 259V260H205ZM263 259V260H262ZM110 262H109V261ZM163 260V259H162ZM216 260V261H217ZM257 260V261H256ZM260 262H259V261ZM208 261H209V258H208ZM208 261H206L205 263L207 264L208 263ZM65 262H67V263H65ZM180 262H179V264H180ZM209 262H211V260L209 261ZM218 262V261H217ZM177 263H178V261H177ZM197 263H195V264H197ZM213 263V262H212ZM223 263V262H222ZM74 264H76V263H74ZM135 264V263H134ZM189 264V263H188ZM198 264H200V262L198 263ZM223 264H225V263H223ZM261 264V263H260Z\"/></svg>",
  "mask_w": 264,
  "mask_h": 264
}]
</instances>
